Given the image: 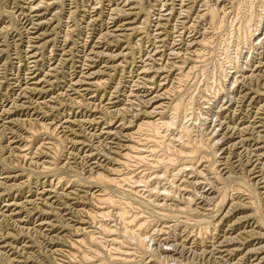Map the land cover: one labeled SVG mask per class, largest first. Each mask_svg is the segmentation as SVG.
Listing matches in <instances>:
<instances>
[{"label":"rangeland","instance_id":"rangeland-1","mask_svg":"<svg viewBox=\"0 0 264 264\" xmlns=\"http://www.w3.org/2000/svg\"><path fill=\"white\" fill-rule=\"evenodd\" d=\"M14 1H15V3H14ZM27 1H29V3ZM40 1H41V3L39 2V0H26V1L25 0H19V3L17 4L16 2H18V0H0V50H1L0 51V53H1L0 54V64H2V62L5 60L3 62V64L0 65V68H1L0 69L1 70L0 71V81H1L0 84L2 85V86L0 85V99H1L0 100V116L2 117V118L0 117V119H1L0 120V122H1V125H0V127H1L0 128L1 129L0 130V143H1L0 146L1 147L0 148L2 149V151L0 150V193L2 192L1 197H0V204H1L0 206H2V207H0V213H1L0 214V222L5 223V224H3V225H5L4 227H2V224L0 225V238H1L0 239V250H1L0 251L1 252L0 253V258H1L0 264H5V263L6 264H8V263L9 264H12V263L13 264H25V263L26 264H36V262H37V264H41V263L42 264H44V263L45 264H56V263L60 264L61 262H62V264H65V263L71 264V262L68 260L69 259L68 255L70 256L71 253L74 254L75 252H76V254L80 255L81 252L85 251L86 249L87 250L85 253H87V255H89V256L92 255L91 256L92 258L96 254L99 255L103 252L101 254L102 257L99 255L98 257L94 258V261L98 260V262H96L94 264H104V260H106V261L109 260V262L107 261L105 264H119V263L124 264L122 261L119 260V257H123V258L129 257L130 258V260H129L130 262H127V263L125 262V264H129V263L130 264H210V263L211 264H220V261L221 262L223 261L224 264H249V263L253 264V262L255 260L257 261L258 256L256 254H246V251L249 250V248L252 249L253 247L264 244V238H263L264 234H262V233H264V229H263L264 228V223H263L264 222L263 221L264 220V159L258 160V157L256 156V154L254 155V150L258 147V145L255 142V140L253 139L257 135V129L255 128L256 126L253 127V125L264 126V113H260V111H259V108H262L261 105L264 103V95L260 96L261 98L259 96H256L255 99L252 100V95L248 96L250 94H247V92L259 90L261 93H264V39L256 45L257 47L255 46L254 55H252L250 57L248 63L245 66L240 67V65L238 63L237 64L236 63H233V64L229 63L228 64V75L227 76H231V74L235 73L239 69L238 78L236 79V83L233 86H231V87L229 86L227 76H223V73L220 69V66L223 63L225 64V62H226V59H224L226 56V53L229 51L234 52V48H235L234 44H236V42L238 41L237 39H239L240 42H243L242 38L246 37V31L248 28H247V22H244V21H246L248 19V14L246 16H244L242 11L239 14V12L236 9L234 10V8H235L234 4H235L236 0H232V1L224 0V1H226V2H224V5L227 6L226 7V13H224L226 19H224V20L227 23L225 22L226 24H225V27H223V29L215 30V28L212 25V23L210 22L209 18L206 19V18L200 17L201 12H203L202 10L206 7L205 4H208L210 7L215 8L216 11L221 9L222 8L221 6H224V5L219 6V3L217 0H199L196 3L195 7L192 9V13H191L192 15L191 14L189 15V17H190L189 20H188V18H181L182 21L178 20L179 14L177 13L178 12L177 11L168 19L169 21L168 20L163 21V23H165L164 29L166 28L165 33H167L166 35L168 36V37H166L167 39L165 40V43H164V41L163 42L159 41V39L156 37V34H155V32L157 33L156 27L159 23V22H157V21H159L158 15H157V13L155 14L156 7L158 8V7L163 6L162 0H158V2H157V0H149V1L148 0L147 1L146 0H140L143 2V4H142V2L139 1L140 4H139V10H138V11H140L139 13L141 14V15L139 14V16H138L139 21H140V23H139L140 26L138 29H140V31L135 30V31L131 32V34L129 33L128 38L116 43V45L114 46L115 42H113V43L111 42L112 43L111 44L110 42L102 41L103 39L101 37H102V34L104 33V31L106 32L107 26L109 25V21L111 22L110 18H111V13H112L113 9L115 7H117L118 4H121L119 2L123 3L125 0H91V1L90 0H81L82 2L80 0H70V1L69 0H65V1L64 0L63 1L62 0H56V1L51 0L52 3L49 0H40ZM44 1H46V2H44ZM74 1L75 2L78 1V3L77 2L75 3ZM79 1H80V3H79ZM150 1L153 4H151ZM239 1L240 2L237 4L236 7H238V5L240 3H242L239 7L242 8L243 6H245V8L248 9V12L250 14H253V19L257 21L258 13H260V11H261L260 8H262L261 7V5H262L261 1L260 0H239ZM167 2H169V3L175 2L176 3L177 1L176 0H167ZM24 3L27 4V7H26V4H24ZM32 3L36 7L38 5V7L36 8L35 6L31 5ZM35 3H37V4H35ZM73 3H75V4H73ZM154 4H156V5H154ZM230 4L231 5L233 4V5L229 6ZM23 5H25V7ZM151 5H153V7ZM21 6H23V7H21ZM39 6H41V7H39ZM94 6L97 8H95ZM76 7L77 8L79 7V9H77ZM62 8H63V10H62ZM102 8L104 9V11ZM251 8H252V10H251ZM58 9H59V11H58ZM94 9H96V10H94ZM61 10L63 13H60ZM72 10H74V11H72ZM54 11H57V13L56 12L54 13ZM10 12L11 13L13 12V13L11 14ZM35 12H40V13H44V14L41 16L40 19H38L35 16ZM77 13H78V15H77ZM83 13L85 14V16ZM89 13H91V16ZM109 13H110V16H108ZM147 13H149V15ZM98 14H100V16L102 15L101 18ZM220 14L223 15L222 12H220ZM14 15H17V16H14ZM71 15H73V16H71ZM97 15H98V17H97ZM236 15H237V17H236ZM55 16H57V17H55ZM94 16L97 18H95ZM143 16H145L144 17L145 20L143 19ZM28 17H31V18H28ZM29 19H30V21H29ZM44 19H46V20L42 23V20H44ZM61 19H64V20H61ZM75 20H77V22ZM85 20H86V22H85ZM107 20H108V22H107ZM185 20H187L188 23H187V21L185 22ZM18 21H20V22H18ZM38 21L40 23H42L43 26ZM144 21H145V24H144ZM148 21H150V22H148ZM27 22H28V24H27ZM104 22H105V24H104ZM46 23H48L49 25ZM57 23L59 25H57ZM73 23H75L77 26ZM101 23L103 24V26L101 25ZM87 24H89V25H87ZM17 25H19V26H17ZM20 25L22 28L20 27ZM44 25L46 26V28ZM52 25L55 28L57 27L56 28L57 30H55V28L53 29ZM93 25H95V28ZM105 25H106V27H105ZM23 26L25 27V30H23L24 29ZM244 26H245V28H244ZM18 28L20 30L22 29L23 31L19 30L20 31L19 32L17 30ZM52 29H53V31H52ZM70 29H72V31ZM175 29H177V30H175ZM43 30L45 31L46 34H48V35H46V37H45V33ZM81 30H83V31H81ZM91 30H93L92 33H91ZM237 30H238V32H237ZM16 31H17V33H16ZM49 31H51V33H47ZM41 32L44 34L43 35L44 37L42 36L43 38L37 39V35H40L39 33H41ZM78 32L80 35L78 34ZM168 33H169V35H168ZM26 34H27V36H26ZM86 34H87V36H85ZM23 35H24V38H23ZM99 35H101V36H99ZM240 35L241 36L243 35L242 38L240 37ZM70 36H72V37H70ZM48 38H50V39H48ZM88 38H90V39H88ZM156 38H157V40H156ZM20 39H23V40H20ZM64 39H65V41H64ZM28 40H30V41H28ZM74 40L75 41L77 40L76 43ZM79 40H81V41H79ZM92 40H94L95 43ZM200 40L203 43H199ZM174 41L176 42L177 45H173ZM193 41L197 45L194 46L193 48H191L190 44ZM5 42L8 46H6V44L4 45ZM19 42H20V44H18ZM44 42L46 44H44ZM102 42L104 43V45L102 44ZM1 43H3V44H1ZM35 43H36V45H35ZM77 43H78V45H76ZM93 43H94V45H93ZM15 44L17 47L15 46ZM27 44H28V46H27ZM42 44H43V46H42ZM155 44H156V46H155ZM45 45H46V47H45ZM71 45H73V46L70 47ZM160 45H162V46H160ZM32 46H35V48L32 49ZM116 46H117V48H116ZM52 47H54V48L52 49ZM21 48L23 50L25 48H27V49H25L26 51L25 50L23 51ZM40 48L43 49L45 54L43 53V51H41ZM60 48H62L63 50ZM68 48H70V49H68ZM4 49H6V51ZM57 49H59V50H57ZM88 49H90V50H88ZM156 49L159 51V53L157 54L159 56L154 54V51ZM173 49H174V51L177 52V54L173 55ZM19 50H21V51H19ZM75 50L77 53L75 52ZM92 50H94V51H92ZM101 50L103 52H101ZM123 50H124L125 54H122V56H121V58H123V59H121L122 64H120V62H119V65L115 66L111 62L112 61L111 59H110V61H108L110 56H112L115 52L118 53L119 51H123ZM53 51L55 52V54ZM95 51L96 52L98 51L99 53L98 52L96 53ZM12 52L13 53L15 52L14 53L15 57H14V54H12ZM178 52L181 56L178 55ZM195 52H197V54H195ZM25 53L28 55L29 58L27 57V55ZM29 53H30V55H29ZM32 53H36V55L38 56V57L36 56L38 58V59L36 58L37 62H33L35 59L32 57ZM41 53H43V54H41ZM67 53H69V54H67ZM181 53H183L184 55ZM245 53H247V49L246 48L244 49L243 46L239 47L238 58L242 59V54H245ZM7 54L8 55L10 54V55L8 56ZM108 54H109V56H107ZM45 55L47 56V58ZM64 55H65V57H64ZM71 55L74 57V59ZM86 55L88 56V58H85V57H87ZM123 55H125V56H123ZM10 56L12 58H10ZM20 56H22L23 58ZM178 56H180V57H178ZM25 57L27 58L26 60H25ZM75 57H77V58H75ZM89 57H93V58L91 59ZM169 57H172V58H169ZM55 58H57V59H55ZM64 58H66L68 61ZM157 58H158V61L156 62L157 63L156 67L161 68V69L168 67V70L166 68L165 69L166 71H163V73H154V72L147 73L146 75L152 76V79H153L152 84L151 85L144 84L145 87H140L144 83V80L142 79V77H143L142 74H143V71L145 70L144 68L148 67L150 69L151 66L149 65V63L154 62V60ZM50 60H52V61H50ZM9 61H10V63H9ZM30 61H32V62L30 63ZM56 61H59L60 64H59V62H56ZM61 61H63V62H61ZM71 61L74 63H72ZM80 61H82V62H80ZM65 62H66V64H65ZM84 62H86V63H84ZM35 63L37 66L35 65ZM166 63H168L169 65L168 64L166 65ZM29 64L30 65L34 64V65L30 66ZM85 64H86V68H85ZM102 64H103V66H102ZM79 65H80V67H79ZM90 65H93L94 67L90 66ZM112 65L114 66V70L112 68L113 67ZM164 65H166V66H164ZM50 67L54 68L55 70L52 69V71H51ZM98 68H100L99 70H101V73L96 74V76L97 77L100 76L99 80L103 79L102 80L103 84L100 86L93 87L91 89V91H89V92H87V91H83L81 93L74 92V88L76 90L77 85H75V87H74L73 81L76 80L75 83L78 80H84L85 81L86 80L85 76L89 74V71L91 73V71H96ZM103 68L105 69V71ZM5 69L7 72L5 71ZM57 69L62 70V71L58 72ZM251 70H255V74L259 75V76H257V78L260 79L258 82L250 83L247 81V76H244L247 71H251ZM108 71L110 72L111 75L108 73ZM64 72H65V74L66 73H68V74L65 76ZM102 72H103V74H102ZM49 73H51V75ZM80 73H81V75H80ZM4 74H6V77L7 76H9V77H7V79H6ZM53 74H55V75H53ZM25 76H27L26 79H25ZM30 76H32V77L36 76L37 78H39L41 80L40 84L37 86H34L32 84V82H33V80L31 79L32 77H30ZM79 77H81V79H79ZM9 78H11V79H9ZM4 79H5V81H4ZM18 80H20V81H18ZM45 80H48V81H45ZM95 80L96 79H94V81ZM6 81H9V83H7ZM97 81H98V79H97ZM10 82L14 83V85ZM48 82H49V84H48ZM50 82H51V84H50ZM104 82H106V83H104ZM43 83H44V85H43ZM160 84L162 85L161 87L166 85V87L164 89H172V93L170 95L171 100L166 99V98L162 99V102L169 104V106H168V108H166L165 112L162 111V114L164 116L167 114L169 117L177 116V119L175 120L176 124H174L176 131L172 127H171V129L174 132H176L177 135L182 132L183 141L181 139H179L178 137H176V140L174 141L173 144L179 148L180 146H182L184 144L186 145L189 142H191L192 145H200L204 148V149L202 148L201 150L197 151V153L194 154V156H192L190 158H185V157L180 158V159L177 158L178 159L177 162L175 164H172V165H168L166 163L167 160L165 159V157L169 156V154L166 150H164L162 145H160V147H157L158 154L152 153V150H156V148H155L156 146H155L154 142H152L151 140H146L147 131L142 129V127H145L142 124V121L144 118H142V120H139V118H141L142 115H144L145 111L147 110V108H146V103H147L146 97H144V96H148V94H146V92L149 91V89H147V87L153 86V88H157ZM16 85H18V86H16ZM39 86H40V88H42V87L46 88V92L45 91L40 92L38 90V89H40ZM71 86H72V88L70 89ZM30 88H31V90H30ZM33 89H34V91H33ZM65 89H67L66 94H65ZM1 90H2V92H1ZM6 91L7 92L10 91L11 93H9V92L7 93ZM19 91H20L21 95H20ZM35 91H37V92H35ZM162 91H160V92H162ZM222 91H226V93H228L230 99L223 106V108L222 107L219 108L218 103L216 106L213 103L211 104L210 102L211 101L217 102L216 99H219V101L223 100V98L220 95ZM3 92L5 93L6 96L4 95ZM13 92H14V94H13ZM29 94H31V95H29ZM154 94H157V93H153V95ZM24 95H26V97ZM12 96L15 98H13ZM55 96H57V97H55ZM61 96L63 99L61 98ZM68 96H70L72 98L69 100ZM83 96L84 97L86 96L85 100H84ZM100 96H101V98H100ZM11 98H12V100H11ZM43 98H44V100L49 98V100H47L48 102H46V101L43 102ZM55 98H57L56 101H55ZM65 98H67L69 101L66 100ZM77 99L79 101H76ZM13 100H14V102H13ZM110 100H111V102H110ZM66 101L68 103H66ZM98 101L99 102L101 101V102L99 103ZM112 101L114 104L117 103L116 104L117 106L112 104ZM33 102H34V104H32ZM62 102L65 103V105H63ZM105 102H107V103H105ZM24 103H26V104H24ZM45 103H48V104H45ZM82 103L83 104L85 103V104L82 105ZM101 104L104 106H102ZM180 104L184 107V109L182 108L183 110L181 109V111H179V109H178V106ZM22 105H24V106H22ZM18 106H20V107H18ZM94 106H96V108L97 107H101V108L96 109ZM209 106H210V109H209ZM39 107H42V108L40 109ZM107 107H108V109H107ZM6 108H8V109H6ZM15 108H17V109H15ZM12 109L14 112L12 111ZM45 109H47V110H45ZM112 109H114V110H112ZM39 110H42V111H39ZM150 110H153V109H150ZM8 111H9V113H8ZM210 111H212L211 116L213 118H215L216 120H224L226 122V124H224L225 128H222L219 132V135L216 137H213V130L210 128H206V126L204 125V122H205L204 118L208 114V112H210ZM4 112H5V114H4ZM62 112H63V114H61ZM25 113H27V114L25 115ZM117 113H118V115H117ZM138 113H140V114H138ZM47 114H48V116H47ZM119 114L120 115L123 114L124 117L120 116ZM93 115L95 116L94 118H96L97 120L96 119L94 120ZM15 117H17L18 119ZM26 117H29L31 120L29 118H26ZM38 117L40 118V121H39ZM49 117H50V120H49ZM11 118H13V119H11ZM82 118L85 121H83ZM14 119H15V121H12ZM91 119H93L95 122L92 121ZM112 119L114 120V122H111V121H113ZM4 120H6L7 122ZM52 120H53V122H52ZM59 120L62 122L60 123ZM76 120H78V121H76ZM38 121L40 123H38ZM89 121H90V123H89ZM31 122H33V123L35 122V124H33ZM46 122H47V124H46ZM119 122H121V123H119ZM123 122H124L125 128L130 126V125H132V127L136 126L135 128H133L131 130L127 129L128 130L126 132L127 137L123 136V134H125L123 132H125V131L120 132V134L119 133L117 134V132L115 133L116 135L114 134V129H115L114 127H116L118 124H123ZM59 123L61 125H59ZM2 124H4V126H6V127H4L6 129L5 131H4V128H2L3 127ZM31 124L34 126H32ZM40 124H41V126H40ZM57 124H58V126H56ZM79 124H80V126H79ZM104 124H105V126H104ZM11 125H12V127H11ZM28 125H30L31 127H29ZM63 126H65V127H63ZM41 127H43V128H41ZM53 127L56 128V130L59 132V134H61L63 132V135L68 140H64L65 137L62 134L60 136H58L59 134L57 133L58 135L55 136L56 133H54L55 129H53ZM79 127L80 128L82 127V128L80 129ZM226 127H228V128L229 127H231V128L232 127H240L241 129H244V130H247L248 128L249 129L254 128L256 130V132L249 137L248 133H244L242 135L232 133L231 129H230V131H228L226 129ZM27 128H28V130L30 129L31 131L29 130V132H28ZM45 129L46 130L49 129V130L46 131ZM50 129L51 130L53 129L52 130L53 132ZM103 129H105V130H103ZM11 130H13V131L16 130L17 132L15 131V133H13V131H11ZM64 130H66V131H64ZM94 130H97L99 133L100 132L101 133L99 134L96 131L95 132L96 134H95ZM110 131L113 132V134L112 133L111 134L106 133V132H110ZM163 131H164L163 132L164 134L165 133L167 134V136L164 140H165V143L168 144L169 142H171L170 137L171 136L175 137V135L169 134L172 132L169 131L168 129L163 130ZM89 132H91L92 134ZM16 133H19L20 136H18ZM65 133H66V135H65ZM68 133L70 135H68ZM86 133L89 135L91 134V136L86 135ZM104 133H106V134H104ZM79 134H81V135H79ZM92 135H93V137H92ZM104 135L106 136L105 138H104ZM15 136H17V137H15ZM61 136L64 139H62ZM67 137H69V138H67ZM122 138H123V140H122ZM70 139H72V140L70 141ZM103 139H105V140H103ZM77 140L83 141V143H85L87 141L88 142L85 143V145H83L82 142L79 143V141L77 142ZM115 141L119 144L114 143ZM72 142H75V144H73ZM76 142H77V144H76ZM93 143H95V144H93ZM105 143H106L108 149L106 148V145H104ZM126 143H127L128 148H130L128 145L131 144V145H134L136 148L141 147L144 150L150 151V152H148V153H150L149 157L142 163L136 162L134 157H133L135 155L132 153H130L131 155L129 158H127L128 154H126L125 158L123 159L120 152H121V149L126 146L125 145ZM80 144H81V146H83V147L85 146V147L84 148L81 147ZM7 145H8V147H7ZM255 145H256V147H255ZM49 146H51V147H49ZM121 146H122V148H121ZM5 147L7 149L3 150V149H5ZM48 147L51 149H47ZM19 148L23 149V150L21 151ZM95 148H96L97 152L95 151ZM102 149H105V150L102 151ZM70 150L72 152H70ZM109 150H111V151H109ZM10 151L13 152V154ZM42 151L45 154H43ZM90 151H91V153H90ZM104 151H107V154ZM73 152L75 153V155L72 154ZM93 152H94V156L92 155ZM102 152L105 154H103ZM126 152H128V150H125V153ZM19 153H20V155H19L20 157L17 155ZM95 153H97V154L95 155ZM101 153H102V155H101ZM26 154H27V156H26ZM89 154H91L92 156ZM9 155H10V157H9ZM24 155H25V157H24ZM108 155H109V157H108ZM102 156H103V159H102ZM13 157H14V159H13ZM82 157H84V158H82ZM9 159H10V161H9ZM66 159H67V161H66ZM74 159H76L77 161ZM82 159L83 160L85 159V160L83 161ZM116 159H117V162L115 161ZM119 159H122L123 160L122 162H124V165H121V167H119L120 162H119V164H117ZM16 160H17V162H16ZM33 161L35 162V164L33 163ZM37 161H38V163H37ZM71 161H74V162H71ZM97 161L100 164L102 163V165L104 164L103 166L106 165L104 167L105 169L101 165H98L97 163H95ZM148 161L151 163H149ZM18 162H20L19 164H21L23 167L20 165H17ZM39 162H42L43 164L39 163ZM13 163L15 166L13 165ZM24 163H27L28 165L25 164V166H27V167L29 166V167L28 168L26 167V169H25ZM89 163H91V164H89ZM37 164H40V165L38 166ZM64 165L65 166L67 165L69 168H71V167H73V168L68 169ZM112 165L115 166L116 169L118 170V174H120L118 176V178L121 179L120 181L122 184H118L119 185L117 187V188H119L118 190L117 189H111V191H113V192L108 190V192H106V193L109 194L111 192L110 196L111 195H112V197L114 196L113 199L116 201V203L119 204L120 207L123 206L122 208H120L118 206V204L116 205V207H113V205H109V206L106 205L103 208V206L100 207L97 204L98 202L94 201L95 197L93 196L94 195L93 192H95V190L97 189L98 186H96V184L91 182V177L94 175H97V174H105V173L108 174L107 169L109 167H111ZM253 165H255V166H253ZM18 166H20V167L18 168ZM36 166H38L39 168ZM46 166H47V168H49L48 169L49 171L47 170V168H45ZM92 166H93V168L90 169V167H92ZM143 166H145V167L143 168ZM149 166L152 169L151 168L149 169L148 168ZM30 167L31 168L33 167V168L31 169ZM95 168L97 169L96 171H95ZM77 169L79 170L78 171L79 173L77 172ZM22 170H24V171L22 172ZM32 170L35 173H33ZM91 170H93L94 172L93 171L92 172L95 174H92ZM84 171H86V172H84ZM38 172H40V173L38 174ZM97 172H99V173H97ZM17 174H18V176H16ZM48 174L50 175V177ZM12 175L13 176L15 175V176L12 177ZM83 176H85V178ZM87 176L88 177L90 176L89 179L87 178ZM125 177L128 178V180H129L128 183H126V181L122 180V179H125ZM29 180H30V182H29ZM51 180H53V181H51ZM132 180L133 181L136 180V181L133 182ZM1 181L2 182L4 181V182L1 183ZM120 181H119V183H120ZM51 182H53V183H51ZM7 183H9V185ZM10 183H13V185H11ZM23 183L24 184L26 183V185H24ZM21 184L23 185V187L21 186ZM7 185L9 186L8 188H7ZM90 185H92V186L90 187ZM50 186L55 188L56 191H58L59 193H61L60 194L61 196H59L58 198H56L54 196V193H51L49 195V196L55 197L53 199L54 202H52V204H51V202L46 201V197L48 195L44 192V190H46V188H50ZM12 187L13 188L16 187L15 190L10 189ZM42 190H43V192H42ZM5 191H6V194H5ZM37 191L38 192L40 191V192L38 193ZM36 192L38 195L36 194ZM28 193H29V195H28ZM63 193H64V195L62 196ZM69 193H72V194H69ZM73 193L75 194V196ZM26 194L29 196V199H31V201L33 198H36V199H33V205H32V202L28 203L27 205L24 204L20 209V211L21 210H23V211L20 213L18 212V214H12L10 210H7V208L5 210V205L9 202H13V200L16 197H19V198H16L14 200L16 202L17 201L18 202L25 201ZM67 194H68V196H67ZM40 195H41V197H40ZM77 195L80 197H78ZM28 196H26V197H28ZM67 197L70 199H67ZM73 197L75 199L81 198V199H79L81 201H79L78 199L75 200ZM6 198H7V200H6ZM85 198H86V200H84ZM125 198H126V200H124ZM61 199H63L64 201L63 200L61 201ZM89 200H91V202ZM34 201H35V203H34ZM38 201H41V202L37 203ZM65 201H66V203H65ZM72 201H73V203H72ZM87 203H89V204H87ZM122 203L124 205H122ZM127 203H129V204H127ZM38 204H39V207H37ZM67 204H69V205L67 206ZM130 204L132 205V207ZM233 204L236 206L239 205L238 207L241 206L240 209L238 207L233 208V206H234ZM33 206H35V207H33ZM75 206H76V208H75ZM229 206L230 207L232 206V207L230 208ZM28 207L30 210L28 209ZM53 207L54 208L56 207L57 210H53L54 209ZM117 207H119L120 210ZM130 207H131V209H130ZM252 207H254V208H252ZM50 208H53V209H50ZM78 208L80 209V211L79 210L77 211ZM107 208L109 211L107 210ZM232 208L235 209L236 211L233 210ZM237 208H238V210H237ZM255 208L257 209L258 215L260 212H261L260 215L262 214V217L260 216L259 219H258L257 215H256V219L253 217L254 215H252ZM49 209L51 211H49ZM140 209H142V210H140ZM256 209H255V211H256ZM259 209H260V212H259ZM134 210H135V212H134ZM1 211L4 213H2ZM17 211H18V209H17ZM34 211H35V213H34ZM43 211H45L46 213ZM71 211H73V212H71ZM74 211H77L79 213H77V212L75 213ZM82 211H83V214H82ZM86 211H87V213L92 212V213H90L92 215H95V214H93V212L94 213L96 212L95 217H97V218H94L95 220L91 221L89 219ZM121 211H123L124 214H122ZM48 212H49V214H48ZM230 212H233V213L231 214ZM8 213H10V214H8ZM63 213H65V214H63ZM99 213L103 214V217ZM132 213H135L137 216H134L135 214L132 215ZM119 214H122V216H121L122 219H123V215L125 216L123 221H121V217L119 216ZM223 214H225L227 217H225V215H223ZM250 215H252V217ZM105 216H107V217H105ZM242 216H244V217L247 216L246 217L247 220L242 218ZM17 217H18V219H17ZM70 217H72V218H70ZM82 217L86 221V223L82 222V221H84L82 219ZM136 217H138V218H136ZM223 218L225 220H223ZM4 219H5V221H4ZM11 219L16 221V222L12 221ZM68 219H70V221ZM71 219H73V220H71ZM260 219H261V222L260 221L258 222L257 220H260ZM238 220H242V221L238 222ZM255 220L258 222V224H257V222H255ZM11 221H12V223H11ZM56 221H58V222L61 221V222L58 223ZM246 221H247V223H246ZM44 222H46V223H44ZM62 222L63 223L66 222V223L63 224ZM70 222H71V224H69ZM126 222H128L129 224ZM83 223L87 224V225H84ZM102 223H104V224L106 223V224L103 225ZM46 224H48V225H46ZM65 225H67V226L70 225L71 227L72 226H74V227L70 228V226H69L68 230H67V226H65ZM21 226H23V227H21ZM80 226L82 229L80 228ZM231 226H234L235 228L231 229ZM51 227H53V228H51ZM227 227H229V229ZM15 228L16 229L18 228V229L16 230ZM20 228L21 229L26 228L25 231L27 233L23 232L24 230L22 231ZM48 228L49 229L51 228V229L49 230ZM75 228H77V229L75 230ZM83 228L89 230V232L85 229L83 230ZM103 228H107V229H103ZM109 228L110 229L112 228V229L110 230ZM253 228L257 229V230H254ZM80 229H81V232H80ZM102 229L105 230V232L102 231ZM236 229H237V231H235ZM249 229H251V231ZM29 230H30V232H29ZM129 230H130V232H129ZM243 230H246V231H243ZM19 231H20V233L18 234ZM32 231H33V233H31ZM77 231H79L81 234H78L79 232L75 233ZM83 231H85V232L87 231L88 233L87 232L85 233ZM106 231H108V232H106ZM127 231H128V233H127ZM223 231H225V232H223ZM261 231H263V232L260 233ZM68 232H70V233H68ZM73 232H74V234H73ZM131 232H134V233L132 234ZM226 232L228 234H233V235H235L239 232H241L242 234L244 233L246 236H248L247 234L250 235V233H251V235L252 234L255 235V233L256 234L258 233L260 235H259V237H257L258 239L257 238H255L254 240L252 239V240H250V242L245 240L244 242H245L246 246H243V245H245L244 242H243V245H242V242L239 243V244H241L240 248L242 247V250H243V251L241 250L242 252H237V253H233V254L220 253V251L215 250V248L217 247V245H219L220 241L222 240L221 238L224 236V234H226ZM29 233H31V234H29ZM56 233H57V235H56ZM108 233H110V234L108 235ZM111 233H112V235H111ZM26 234H28V235H26ZM63 234L66 236H64ZM31 235H34V236L36 235L37 237L31 236ZM90 235H92V236L94 235L93 237L96 238V241L94 238V241L91 243L92 237ZM132 235L134 236V238L132 237ZM136 235H137V237H135ZM4 236H6V237L4 238ZM14 236H18V237L15 238ZM56 236L59 238H57ZM70 236H72L71 237L72 239L70 238ZM138 236H140V237H138ZM39 237H40V240H39ZM141 237L142 238L148 237V238H146L147 240H145V239H141ZM21 238H23V239H21ZM28 238H31V240L30 239L28 240ZM36 238L39 241L38 240H37V242L34 241V240H36ZM49 238H50V240H49ZM110 238L112 241L108 240ZM113 238H115V239H113ZM139 238H140V240L143 241V243L139 240ZM51 239H52V241H51ZM69 239H70V241H68ZM116 239H118L119 241L118 240L116 241ZM64 240H65V242H64ZM99 240H101V241H99ZM122 240H124V241H122ZM151 240H153L152 241L153 243L151 242ZM33 241H34V243H33ZM256 241H258V242H256ZM99 242H101L102 244ZM146 242L147 243L149 242V243L147 244ZM150 242H151V245H150ZM40 243H41V245H37ZM103 243H105V244H103ZM1 244H2V246H1ZM3 244L5 245L4 247H3ZM71 244H72V247H75V248L72 249ZM74 244H75V246H74ZM82 244H84V246ZM141 244H143V247H145V248H143ZM14 245H15V247H14ZM85 245L87 246V248L85 247ZM122 245H124V246H122ZM127 245H129V246H127ZM111 246H113V247H111ZM148 246H149V248H148ZM78 247H81V248L84 247L85 249L83 248L82 249L83 251H82V250H80L81 248L77 249ZM98 247H100V248H98ZM114 247H115V249H113ZM117 247L120 248L121 251H119V249H117ZM134 247H136V249H138V251H136V249ZM150 247H151V249H150ZM4 248H6V249H4ZM35 248H36V250H35ZM41 248H43V249H41ZM56 248L59 250L61 249V251L56 252ZM39 249L42 251H40ZM54 249H55V251H54ZM70 249H71V252H69ZM76 249L78 251L73 252ZM110 249H112V251H114V253ZM27 250L30 252L31 256L29 255V252ZM46 250H47L48 256L46 253H45L46 255H44V253H43V251L46 252ZM101 250H102V252H101ZM109 250H110V252H109ZM126 250L128 252H131L134 250L135 253H132V252L126 253L127 252ZM2 251H4V252H2ZM62 251H65L64 257L62 255H60V252H62ZM107 252H109V253H107ZM6 253H7V255H6ZM24 253H25V255H23ZM115 253H117V254H115ZM119 253H122V254L119 255ZM145 254L147 256H145ZM218 254H220V255H218ZM142 255H144V258ZM212 255L217 257L216 258L217 260L213 259ZM222 255H224V256H222ZM242 255H244V256H242ZM4 256L6 257L5 258L6 260L4 259ZM111 256L114 258L111 259L112 258ZM116 256L118 258H116ZM20 257H21V261L19 260ZM35 257L36 258L38 257L37 258L38 260H41V259L43 260V258L45 260L38 261ZM249 257H251V258L249 259ZM55 258H56V261H59V262H55ZM100 258H102V259H100ZM108 258H110V259H108ZM139 258L140 259L143 258L142 260H144V261H142V260L139 261ZM226 258H227L228 263L225 261ZM238 258H240V259H238ZM253 258H255V259L253 260ZM35 259L37 261H35ZM145 259L148 261L150 260V261L147 262ZM134 260H136V261H134ZM238 260H239V262H237ZM80 261L75 260L74 263L75 264H77V263L81 264ZM91 261H93V260H91ZM100 261L103 263H101ZM212 261H215V262H212ZM216 261H218V262H216ZM234 261H236V262L234 263ZM134 262H136V263H134ZM139 262H141V263H139ZM91 264H93V263H91ZM262 264H264V263H262Z\"/></svg>","mask_w":264,"mask_h":264},{"label":"bare ground","instance_id":"bare-ground-1","mask_svg":"<svg viewBox=\"0 0 264 264\" xmlns=\"http://www.w3.org/2000/svg\"><path fill=\"white\" fill-rule=\"evenodd\" d=\"M26 1V0H25ZM49 1H51V0H49ZM48 1V2H49ZM56 1V0H55ZM63 1V0H62ZM65 1V0H64ZM70 1V0H69ZM68 1V2H69ZM81 1V0H80ZM80 1H79V3H80ZM91 1V0H90ZM139 1L140 0H125L123 3L122 2H119V3H121V4H118L117 5V7H115L114 9H113V11H112V13H111V18H110V20H111V22L109 21V25L107 26V29H106V32L104 31V33L102 34V41H107V42H115V44H114V46L116 45V43H118V42H120V41H122V40H124V39H126V38H128L129 37V33L131 34V32H133V31H137V30H139L140 31V29H138L139 28V23H140V21H139V12L140 11H138L139 10ZM147 1V0H146ZM149 1V0H148ZM177 2L175 3V2H172V3H169V2H167V0H162V4H163V6H161V7H156V12H155V14L157 13V15H158V20L159 21H157V22H159L158 23V25H157V33L155 32V34H156V37L159 39V41H164V43H165V40L167 39L166 37H168L166 34L167 33H165V29H164V27H165V23H163V21H165V20H168L175 12H177L178 14H179V19L178 20H180V21H182L181 20V18H188V20H189V15L192 13V9L195 7V5H196V3L199 1V0H176ZM218 1V3H219V6L220 5H224V2H226V1H232V0H226V1H224V0H217ZM261 1V7L262 8H260L261 9V11H260V13H258V18H257V21L256 20H254L253 19V14H250L249 12H248V9H246L245 8V6H243L242 8L241 7H239L242 3H240L239 5H238V7H236L237 6V4L240 2L239 0H236V2H235V4H234V6H235V8H234V10L236 9L238 12H239V14H240V12L242 11V13H243V15L244 16H246L247 14H248V19L246 20V21H244V22H247V31H246V37L245 38H242V36L240 35V37L242 38V41L243 42H240V40L239 39H237L238 41L236 42V44H234V46H235V48H234V52H227L226 53V56H225V58L224 59H226V62H225V64L223 63L221 66H220V69H221V71H222V73H223V76H227L228 75V64L230 63V64H233V63H238L239 65H240V67H243V66H245L247 63H248V61H249V59H250V57L252 56V55H254V50H255V46L259 43V42H261L263 39H264V0H260ZM28 3H29V1H27ZM33 2V1H32ZM39 2L41 3V1L39 0ZM38 2V3H39ZM44 2H46V1H44ZM60 2V1H59ZM75 2V1H74ZM77 3H78V1H76ZM75 2V3H76ZM82 2V1H81ZM140 2H142V1H140ZM151 2V1H150ZM157 2H158V0H157ZM252 2V1H251ZM14 3H15V1H14ZM17 4L19 3V0H18V2H16ZM22 3V2H21ZM51 3H52V1H51ZM71 3V2H70ZM75 3H73V4H75ZM230 3V2H229ZM232 3V2H231ZM24 4H26V3H24ZM35 4H37V3H35ZM43 4V3H42ZM60 4V3H59ZM142 4H143V2H142ZM151 4H153L152 2H151ZM213 4V3H212ZM244 4V3H243ZM253 4V3H252ZM13 5V4H12ZM21 5V4H20ZM31 5H33V3L31 4ZM41 5V4H40ZM80 5V4H79ZM78 5V6H79ZM87 5V4H86ZM89 5V4H88ZM109 5V4H108ZM154 5H156V4H154ZM206 5V7L202 10L203 12H201V16L200 17H202V18H209L210 19V22L212 23V25L214 26V28H215V30H221V29H223V27H225V24L227 23L224 19H226L225 18V14L224 13H226V7L227 6H221L220 8L221 9H219V10H215V8H212V7H210L208 4H205ZM233 5V4H232ZM231 4L229 5V6H232ZM15 6V5H14ZM24 7H25V5H23ZM23 6H21V7H23ZM33 6H35V5H33ZM32 6V7H33ZM48 6V5H47ZM111 6V5H110ZM141 6V5H140ZM152 7H153V5H151ZM255 6V5H254ZM12 7V6H11ZM16 7V6H15ZM26 7H27V4H26ZM36 7V6H35ZM34 7V8H35ZM37 7H38V5H37ZM36 7V8H37ZM39 7H41V6H39ZM95 7V6H94ZM114 7V6H113ZM214 7V6H213ZM43 8V7H42ZM48 8V7H47ZM54 8V7H53ZM71 8V7H70ZM77 8V7H76ZM81 8V7H80ZM84 8V7H83ZM82 8V9H83ZM95 8H97V7H95ZM141 8V7H140ZM238 8V9H237ZM13 9V8H12ZM16 9V8H15ZM14 9V10H15ZM32 9V8H31ZM51 9V8H50ZM57 9V8H56ZM77 9H79V7L77 8ZM89 9V8H88ZM103 9V8H102ZM142 9V8H141ZM140 9V10H141ZM146 9V8H145ZM218 9V8H217ZM23 10V9H22ZM29 10V9H28ZM34 10V9H33ZM48 10V9H47ZM53 10V9H52ZM62 10H63V8H62ZM62 10H61V12L60 13H63L62 12ZM75 10V9H74ZM74 10H72V11H74ZM85 10V9H84ZM93 10V9H92ZM94 10H96V9H94ZM107 10V9H106ZM152 10V9H151ZM251 10H252V8H251ZM11 11V10H10ZM16 11V10H15ZM42 11V10H41ZM58 11H59V9H58ZM103 11H104V9H103ZM102 11V12H103ZM14 12V11H13ZM12 12V13H13ZM20 12V11H19ZM18 12V13H19ZM26 12V11H25ZM49 12V11H48ZM57 13V11H54V13ZM68 12V11H67ZM91 12V11H90ZM101 12V13H102ZM220 12H222V14L223 15H221L220 14ZM248 12V13H247ZM253 12V11H252ZM11 13V12H10ZM9 13V14H10ZM11 13V14H12ZM17 13V14H18ZM21 13V12H20ZM23 13V12H22ZM59 13V14H60ZM80 13V12H79ZM82 13V12H81ZM99 13V12H98ZM100 13V14H101ZM105 13V12H104ZM107 13V12H106ZM237 13V12H236ZM15 14V13H14ZM44 13H40V12H35V16L38 18V19H40L41 18V16L43 15ZM84 14V13H83ZM90 14V16H91V13H89ZM100 14H98L99 16H100ZM148 15H149V13H147ZM238 14V13H237ZM238 14V15H239ZM27 15V14H26ZM29 15V14H28ZM33 15V14H32ZM46 15V14H45ZM52 15V14H51ZM55 15V14H54ZM58 15V14H57ZM77 15H78V13H77ZM98 15H97V17H98ZM141 15V14H140ZM145 15V14H144ZM192 15V14H191ZM198 15V14H197ZM11 16V15H10ZM14 16H17V15H14ZM69 16V15H68ZM71 16H73V15H71ZM84 16H85V14H84ZM102 16V15H101ZM101 16H100V18H101ZM108 16H110V13H109V15ZM146 16V15H145ZM145 16H143V19H144V17ZM155 16V15H154ZM13 17V16H12ZM53 17V16H52ZM55 17H57V16H55ZM54 17V18H55ZM78 17V16H77ZM95 17V16H94ZM97 17H95V18H97ZM148 17V16H147ZM236 17H237V15H236ZM235 17V18H236ZM16 18V17H15ZM14 18V19H15ZM28 18H31V17H28ZM36 18V19H37ZM66 18V17H65ZM69 18V17H68ZM72 18V17H71ZM109 18V17H108ZM155 18V17H154ZM242 18V17H241ZM35 19V18H34ZM91 19V18H90ZM208 19V20H209ZM16 20V19H15ZM20 20V19H19ZM46 19H44V20H42V23L45 21ZM61 20H64V19H61ZM78 20V19H77ZM77 20H75L76 22H77ZM82 20V19H81ZM84 20V19H83ZM94 20V19H93ZM97 20V19H96ZM103 20V19H102ZM145 20V19H144ZM148 20V19H147ZM240 20V19H239ZM24 21V20H23ZM29 21H30V19H29ZM49 21V20H48ZM54 21V20H53ZM67 21V20H66ZM169 21V20H168ZM187 20H185V22H186ZM255 21V22H254ZM18 22H20V21H18ZM33 22V21H32ZM39 22V21H38ZM73 22V21H72ZM75 22V23H76ZM80 22V21H79ZM85 22H86V20H85ZM89 22V21H88ZM100 22V21H99ZM107 22H108V20H107ZM147 22V21H146ZM148 22H150V21H148ZM184 22V21H183ZM226 22V23H225ZM40 23V22H39ZM42 23H40L41 25H42ZM51 23V22H50ZM66 23V22H65ZM68 23V22H67ZM75 23H73V24H75ZM81 23V22H80ZM142 23V22H141ZM167 23V22H166ZM179 23V22H178ZM187 23H188V21H187ZM21 24V23H20ZM27 24H28V22H27ZM46 24H48V23H46ZM45 24V25H46ZM79 24V23H78ZM104 24H105V22H104ZM144 24H145V21H144ZM169 24V23H168ZM185 24V23H184ZM243 24V23H242ZM245 24V23H244ZM24 25V24H23ZM26 25V24H25ZM44 25V26H45ZM49 25V24H48ZM57 25H59L58 23H57ZM68 25V24H67ZM76 25V24H75ZM86 25V24H85ZM87 25H89V24H87ZM101 25L103 26V24L101 23ZM143 25V24H142ZM141 25V26H142ZM175 25V24H174ZM188 25V24H187ZM17 26H19V25H17ZM32 26V25H31ZM34 26V25H33ZM43 26V25H42ZM77 26V25H76ZM94 26V28H95V25H93ZM147 26V25H146ZM145 26V27H146ZM168 26V25H167ZM172 26V25H171ZM193 26V25H192ZM212 26V27H213ZM20 27H21V25H20ZM24 27V26H23ZM39 27V26H38ZM52 27H53V25H52ZM105 27H106V25H105ZM143 27V26H142ZM184 27V26H183ZM187 27V26H186ZM22 28V27H21ZM27 28V27H26ZM45 28H46V26H45ZM55 27H53V29H54ZM57 28V27H56ZM55 28V30H57ZM80 28V27H79ZM91 28V27H90ZM147 28V27H146ZM145 28V29H146ZM169 28V27H168ZM175 28V27H174ZM190 28V27H189ZM244 28H245V26H244ZM48 29V28H47ZM53 29H52V31H53ZM69 29V28H68ZM89 29V28H88ZM93 29V28H92ZM102 29V28H101ZM18 31L20 30L19 28L17 29ZM22 30V29H21ZM20 30V31H21ZM23 30H25V27H24V29ZM22 30V31H23ZM51 30V29H50ZM71 31H72V29H70ZM69 30V31H70ZM99 30V29H98ZM175 30H177V29H175ZM19 31V32H20ZM28 31V30H27ZM44 31V30H43ZM42 31V32H43ZM66 31V30H65ZM81 31H83V30H81ZM92 31L93 30H91V33H92ZM183 31V30H182ZM5 32V31H4ZM18 32V33H19ZM39 33L40 35H37V39H40V38H43L44 36V34L43 33ZM68 32V31H67ZM89 32V31H88ZM147 32V31H146ZM237 32H238V30H237ZM16 33H17V31H16ZM23 33V32H22ZM34 33V32H33ZM44 33H45V31H44ZM47 33H51V31H49V32H47ZM56 33V32H55ZM65 33V32H64ZM69 33V32H68ZM71 33V32H70ZM24 34V33H23ZM57 34V33H56ZM62 34V33H61ZM60 34V35H61ZM67 34V33H66ZM78 34H79V32H78ZM243 34V33H242ZM12 35V34H11ZM16 35V34H15ZM18 35V34H17ZM46 35H48V34H46L45 33V37H46ZM80 35V34H79ZM91 35V34H90ZM94 35V34H93ZM148 35V34H147ZM146 35V36H147ZM168 35H169V33H168ZM237 35V34H236ZM245 35V34H244ZM22 36V35H21ZM26 36H27V34H26ZM31 36V35H30ZM29 36V37H30ZM43 36V37H42ZM56 36V35H55ZM54 36V37H55ZM85 36H87V34L85 35ZM89 36V35H88ZM99 36H101V35H99ZM131 36V35H130ZM144 36V35H143ZM150 36V35H149ZM154 36V35H153ZM12 37V36H11ZM20 37V36H19ZM70 37H72V36H70ZM232 37V36H231ZM239 37V38H240ZM18 38V37H17ZM23 38H24V35H23ZM36 38V37H35ZM81 38V37H80ZM86 38V37H85ZM157 38H156V40H157ZM240 38V39H241ZM48 39H50V38H48ZM52 39V38H51ZM57 39V38H56ZM62 39V38H61ZM88 39H90V38H88ZM231 39V38H230ZM15 40V39H14ZM20 40H23V39H20ZM36 40V39H35ZM55 40V39H54ZM98 40V39H97ZM101 40V39H100ZM28 41H30V40H28ZM64 41H65V39H64ZM75 41V40H74ZM77 41V40H76ZM76 41H75V43H76ZM79 41H81V40H79ZM90 41V40H89ZM93 42H94V40H92ZM231 41V40H230ZM236 41V40H235ZM17 42V41H16ZM55 42V41H54ZM88 42V41H87ZM232 42V41H231ZM43 43V42H42ZM65 43V42H64ZM67 43V42H66ZM74 43V44H75ZM79 43V42H78ZM78 43L76 44V45H78ZM95 43V42H94ZM94 43H93V45H94ZM99 43V42H98ZM111 43V44H112ZM199 43H203L201 40L199 41ZM235 43V42H234ZM1 44H3V43H1ZM6 44V42L4 43V45ZM11 44V43H10ZM9 44V45H10ZM18 44H20V42L18 43ZM44 44H46L45 42H44ZM54 44V43H53ZM52 44V45H53ZM59 44V43H58ZM81 44V43H80ZM102 44L104 45V43L102 42ZM230 44V43H229ZM232 44V43H231ZM32 45V44H31ZM35 45H36V43H35ZM56 45V44H55ZM96 45V44H95ZM100 45V44H99ZM173 45H177L176 44V42L174 41L173 42ZM197 44H195V42L193 41L191 44H190V46H191V48H193L194 46H196ZM6 46H8L7 44H6ZM15 46H16V44H15ZM27 46H28V44H27ZM41 46V45H40ZM42 46H43V44H42ZM54 46V45H53ZM64 46V45H63ZM73 45H71L70 47H72ZM88 46V45H87ZM92 46V45H91ZM108 46V45H107ZM113 46V47H114ZM120 46V45H119ZM155 46H156V44H155ZM160 46H162V45H160ZM241 46H243L244 47V49L246 48L247 49V53H245V54H242V59H239L238 58V49H239V47H241ZM17 47V46H16ZM19 47V46H18ZM38 47V46H37ZM45 47H46V45H45ZM44 47V48H45ZM67 47V46H66ZM69 47V46H68ZM257 47V46H256ZM9 48V47H8ZM11 48V47H10ZM28 48V47H27ZM27 48H25V49H27ZM33 48H35V46H32V49ZM54 47H52V49H53ZM78 48V47H77ZM89 48V47H88ZM116 48H117V46H116ZM190 48V49H191ZM15 49V48H14ZM22 49V48H21ZM24 49V50H25ZM30 49V48H29ZM31 49V50H32ZM41 49V48H40ZM60 49H62V48H60ZM68 49H70V48H68ZM83 49V48H82ZM85 49V48H84ZM91 49V48H90ZM90 49H88V50H90ZM96 49V48H95ZM106 49V48H105ZM5 51H6V49H4ZM9 50V49H8ZM17 50V49H16ZM23 50V49H22ZM23 50V51H24ZM57 50H59V49H57ZM63 50V49H62ZM118 50V49H117ZM253 50V51H252ZM1 51V50H0ZM3 51V50H2ZM19 51H21V50H19ZM26 51V50H25ZM38 51V50H37ZM41 51H43V49H41ZM92 51H94V50H92ZM100 51V50H99ZM161 51V50H160ZM244 51V50H243ZM54 52V51H53ZM75 52H76V50H75ZM96 52V51H95ZM98 52V51H97ZM96 52V53H97ZM101 52H103L102 50H101ZM15 53V52H14ZM13 52H12V54H14ZM24 53V52H23ZM43 53H44V51H43ZM43 53H41V54H43ZM51 53V52H50ZM57 53V52H56ZM60 53V52H59ZM77 53V52H76ZM75 53V54H76ZM85 53V52H84ZM99 53V52H98ZM114 53V52H113ZM116 53V52H115ZM114 53V54H115ZM159 53V51L156 49L155 51H154V54L155 55H157ZM1 54V53H0ZM3 54V53H2ZM6 54V53H5ZM26 54V53H25ZM45 54V53H44ZM54 54H55V52H54ZM65 54V53H64ZM67 54H69V53H67ZM79 54V53H78ZM111 54V53H110ZM112 55V56H110V58H109V60L108 61H110V59L112 60L111 62L115 65V66H118L119 65V62H120V64H122V62H121V59H123V58H121V56H122V54H125L124 53V50L123 51H119L118 53H116L115 55ZM174 54H177V52L176 51H174V49H173V55ZM181 54H183V53H181ZM195 54H197V52H195ZM8 55V54H7ZM10 55V54H9ZM8 55V56H9ZM22 55V54H21ZM27 55V54H26ZM29 55H30V53H29ZM94 55V54H93ZM100 55V54H99ZM169 55V54H168ZM178 55H180L179 54V52H178ZM184 55V54H183ZM37 55H36V53H32V57L35 59L33 62H37V60H36V58L38 57H36ZM43 56V55H42ZM46 56V55H45ZM72 56V55H71ZM87 56V55H86ZM101 56V55H100ZM103 56V55H102ZM107 56H109V54L107 55ZM123 56H125V55H123ZM157 56H159V55H157ZM176 56V55H175ZM181 56V55H180ZM180 56H178V57H180ZM5 57V56H4ZM14 57H15V54H14ZM20 57H22V56H20ZM27 57H28V55H27ZM64 57H65V55H64ZM73 57V56H72ZM81 57V56H80ZM85 57V56H84ZM99 57V56H98ZM183 57V56H182ZM6 58V57H5ZM8 58V57H7ZM10 58H12L11 56H10ZM18 58V57H17ZM23 58V57H22ZM29 58V57H28ZM46 58H47V56H46ZM54 58V57H53ZM62 58V57H61ZM68 58V57H67ZM75 58H77V57H75ZM83 58V57H82ZM85 58H88V56L87 57H85ZM89 58H93V57H89ZM108 58V57H107ZM169 58H172V57H169ZM27 58L25 57V60H26ZM38 59V58H37ZM55 59H57V58H55ZM64 59H66V58H64ZM70 59V58H69ZM73 59H74V57H73ZM4 60V59H3ZM22 60V59H21ZM60 60V59H59ZM67 60V59H66ZM79 60V59H78ZM97 60V59H96ZM119 60V61H118ZM5 61V60H4ZM3 61V62H4ZM50 61H52V60H50ZM64 61V60H63ZM63 61H61V62H63ZM68 61V60H67ZM85 61V60H84ZM95 61V60H94ZM158 61V58L157 59H155L154 60V62H151V63H149V65L151 66L150 67V69L148 68H144L143 70V77H142V79L144 80V83H143V85L142 86H140V87H145L144 86V84H149V85H151L152 84V81H153V79H152V76H148V75H146L147 73H150V72H154V73H163V71H166L165 69L167 68V70H168V67H166V68H164V69H161V68H158V67H156V65H157V62ZM3 62H2V64H3ZM20 62V61H19ZM29 62V61H28ZM32 61H30V63H31ZM43 62V61H42ZM56 62H59V61H56ZM72 62V61H71ZM80 62H82V61H80ZM106 62V61H105ZM8 63V62H7ZM9 63H10V61H9ZM21 63V62H20ZM72 63H74V62H72ZM84 63H86V62H84ZM89 63V62H88ZM87 63V64H88ZM2 64H0V65H2ZM6 64V63H5ZM18 64V63H17ZM42 64V63H41ZM56 64V63H55ZM59 64H60V62H59ZM64 64V63H63ZM65 64H66V62H65ZM79 64V63H78ZM93 64V63H92ZM168 63H166V65H167ZM30 65V64H29ZM32 65H34V64H32ZM32 65H30V66H32ZM35 65H36V63H35ZM52 65V64H51ZM54 65V64H53ZM57 65V64H56ZM62 65V64H61ZM60 65V66H61ZM89 65V64H88ZM105 65V64H104ZM108 65V64H107ZM147 65V64H146ZM166 65H164V66H166ZM169 65V64H168ZM5 66V65H4ZM3 66V67H4ZM21 66V65H20ZM27 66V65H26ZM37 66V65H36ZM63 66V65H62ZM73 66V65H72ZM90 66H93V65H90ZM100 66V65H99ZM98 66V67H99ZM102 66H103V64H102ZM113 66V65H112ZM111 66V67H112ZM163 66V67H164ZM14 67V66H13ZM54 67V66H53ZM58 67V66H57ZM70 67V66H69ZM75 67V66H74ZM79 67H80V65H79ZM94 67V66H93ZM96 67V66H95ZM106 67V66H105ZM108 67V66H107ZM110 67V68H111ZM146 67V66H145ZM162 67V66H161ZM8 68V67H7ZM34 68V67H33ZM39 68V67H38ZM51 68V67H50ZM62 68V67H61ZM60 68V69H61ZM73 68V67H72ZM85 68H86V64H85ZM92 68V67H91ZM113 68V70H114V66L112 67ZM1 69V68H0ZM3 69V68H2ZM15 69V68H14ZM31 69V68H30ZM40 69V68H39ZM49 69V68H48ZM52 69L53 70H55L54 68H51V71H52ZM93 69V68H92ZM100 68H98L96 71H91V73H90V71H89V74L88 75H86L85 76V81L84 80H78L76 83H75V81L76 80H72L73 82H74V87H75V85H77V88H76V90H75V88H74V92H76V93H81V92H83V91H87V92H89V91H91V89L93 88V87H96V86H100V85H102L103 84V79L101 80H99V78H100V76L99 77H97L96 76V74H99V73H101V70H99ZM104 69V68H103ZM36 70V69H35ZM58 70V69H57ZM76 70V69H75ZM111 70V69H110ZM1 71V70H0ZM5 71H6V69H5ZM14 71V70H13ZM33 71V70H32ZM39 71V70H38ZM48 71V70H47ZM59 71H62V70H58V72ZM66 71V70H65ZM86 71V70H85ZM104 71H105V69H104ZM118 71V70H117ZM7 72V71H6ZM5 72V73H6ZM112 72V71H111ZM115 72V71H114ZM12 73V72H11ZM17 73V72H16ZM54 73V72H53ZM105 73V72H104ZM107 73V72H106ZM108 73L110 74V72L108 71ZM7 74V73H6ZM6 74H4L5 75V77H6ZM27 74V73H26ZM50 75H51V73H49ZM64 74H65V72H64ZM68 73H66L65 74V76L67 75ZM75 74V73H74ZM102 74H103V72H102ZM238 74H239V69H238V71H236L235 73H233V74H231V76H227V78H228V83H229V86L231 87V86H233L235 83H236V79L238 78ZM8 75V74H7ZM36 75V74H35ZM53 75H55V74H53ZM80 75H81V73H80ZM85 75V74H84ZM111 75V74H110ZM46 76V75H45ZM75 76V75H74ZM105 76V75H104ZM244 76H247V81L248 82H250V83H255V82H258L260 79H258L257 78V76H259L258 74H255V70H251V71H247L246 72V74L244 75ZM3 77V76H2ZM7 77H9V76H7ZM7 77H6V79H7ZM11 77V76H10ZM15 77V76H14ZM26 77L27 76H25V79H26ZM30 77H32V76H30ZM57 77V76H56ZM73 77V76H72ZM71 77V78H72ZM102 77V76H101ZM261 77V76H260ZM43 78V77H42ZM41 78V79H42ZM46 78V77H45ZM44 78V79H45ZM164 78V77H163ZM3 79V78H2ZM9 79H11V78H9ZM13 79V78H12ZM32 80H33V82H32V84L34 85V86H37V85H39L40 84V82H41V80L39 79V78H37L36 76H33L32 78H31ZM38 79V80H37ZM79 79H81V77H79ZM94 79H96L95 81H94ZM97 79H98V81H97ZM105 79V78H104ZM21 80V79H20ZM20 80H18V81H20ZM55 80V79H54ZM4 81H5V79H4ZM3 81V82H4ZM44 81V80H43ZM45 81H48V80H45ZM50 81V80H49ZM156 81V80H155ZM1 82V81H0ZM7 83H9V81H6ZM15 82V81H14ZM26 82V81H25ZM54 82V81H53ZM10 83H12V82H10ZM24 83V82H23ZM30 83V82H29ZM104 83H106V82H104ZM13 85H14V83H12ZM48 84H49V82H48ZM50 84H51V82H50ZM71 84V83H70ZM162 84V83H161ZM159 85L157 88H153V86L151 87V86H149V87H147V89H149V91H147L146 92V94H148V96H144V97H146V108H147V110L145 111V113H144V115H142V117L141 118H139V120H142V118H144L143 119V121H142V124L145 126V127H142V129H144V130H146L147 131V133H146V140H151L152 142H154V144H155V148H156V150H152V153L153 154H158V149H157V147H160V145H162V147L164 148V150H166L167 152H168V154H169V156H166L165 157V159L167 160V164L168 165H172V164H175L176 162H177V160L178 159H180V158H183V157H185V158H190V157H192V156H194V154H196L197 153V151H199V150H201L203 147L202 146H200V145H192V143L191 142H189L188 144H184V145H182V146H180L179 148L177 147V146H175L173 143H174V141L176 140V137H178L179 139H181L182 141H183V137H182V132L181 133H179L178 135L176 134V132H174L172 129H171V127L172 128H174V130L176 131V129H175V126H174V124H176L175 123V120L177 119V116H174L173 114V116L174 117H169L167 114L164 116L163 114H162V111H164L165 112V110H166V108H168V106H169V104H167V103H164V102H162V99L163 98H166V99H169V100H171L170 98V95H171V93H172V89H164L165 87H166V85H164L163 87H161L162 85ZM1 85V84H0ZM9 85V84H8ZM29 85V84H28ZM43 85H44V83H43ZM119 85V84H118ZM2 86V85H1ZM16 86H18V85H16ZM49 86V85H48ZM69 86V85H68ZM4 87V86H3ZM8 87V86H7ZM22 88V87H21ZM37 88V87H36ZM39 88H40V86H39ZM51 88V87H50ZM72 88V86L70 87V89ZM263 88V87H262ZM261 88V89H262ZM17 89V88H16ZM23 89V88H22ZM38 89V88H37ZM49 89V88H48ZM95 89V88H94ZM164 89V90H163ZM7 90V89H6ZM9 90V89H8ZM15 90V89H14ZM30 90H31V88H30ZM36 90V89H35ZM40 92H42V91H45L46 92V88H44V87H42V88H40V89H38ZM37 90V91H38ZM50 90V89H49ZM52 90V89H51ZM66 90L67 89H65V94H66ZM101 90V89H100ZM124 90V89H123ZM163 90V91H162ZM4 91V90H3ZM13 91V90H12ZM17 91V90H16ZM21 91V90H20ZM20 91H19V93H20ZM33 91H34V89H33ZM37 91H35V92H37ZM48 91V90H47ZM99 91V90H98ZM118 91V90H117ZM151 91V92H150ZM160 91H162V92H160ZM1 92H2V90H1ZM7 92V91H6ZM9 93H11L10 91H8ZM7 92V93H8ZM24 92V91H23ZM34 92V93H35ZM119 92V91H118ZM121 92V91H120ZM160 92V93H159ZM216 92V91H215ZM4 93V92H3ZM52 93V92H51ZM62 93V92H61ZM69 93V92H68ZM100 93V92H99ZM153 93H157V94H154L153 95ZM13 94H14V92H13ZM18 94V93H17ZM28 94V93H27ZM32 94V93H31ZM31 94H29V95H31ZM64 94V95H65ZM72 94V93H71ZM83 94V93H82ZM96 94V93H95ZM94 94V95H95ZM102 94V93H101ZM117 94V93H116ZM247 94H250V95H248V96H251L252 95V100L253 99H255V97L256 96H263L264 95V93H261L259 90L258 91H248L247 92ZM4 95H5V93H4ZM20 95H21V93H20ZM62 95V94H61ZM69 95V94H68ZM153 95V96H152ZM221 97L223 98V100H220L219 101V99H216V101L217 102H210L211 104L213 103L214 105H216L217 106V103L219 104V108L220 107H222L223 108V106L229 101V99H230V97H229V95H228V93H226V91H222L221 92ZM6 96V95H5ZM15 96V95H14ZM25 97H26V95H24ZM59 96V95H58ZM78 96V95H77ZM96 96V95H95ZM102 96V95H101ZM101 96H100V98H101ZM120 96V95H119ZM218 96V95H217ZM13 97V96H12ZM22 97V96H21ZM30 97V96H29ZM52 97V96H51ZM55 97H57V96H55ZM65 97V96H64ZM69 97V100L72 98V97H70V96H68ZM79 97V96H78ZM84 97V96H83ZM86 97V96H85ZM85 97H84V100H85ZM89 97V96H88ZM94 97V96H93ZM13 98H15V97H13ZM28 98V97H27ZM33 98V97H32ZM38 98V97H37ZM61 98H62V96H61ZM214 98V97H213ZM261 98V97H260ZM3 99V98H2ZM31 99V98H30ZM34 99V98H33ZM56 99L57 98H55V101H56ZM63 99V98H62ZM66 100H68L67 98H65ZM75 99V98H74ZM93 99V98H92ZM1 100V99H0ZM6 100V99H5ZM8 100V99H7ZM11 100H12V98H11ZM16 100V99H15ZM25 100V99H24ZM27 100V99H26ZM47 100H49V98L48 99H46V100H44V98H43V102L44 101H46V102H48ZM54 100V99H53ZM68 100V101H69ZM38 101V100H37ZM64 101V100H63ZM76 101H79L78 99L76 100ZM13 102H14V100H13ZM17 102V101H16ZM27 102V101H26ZM71 102V101H70ZM69 102V103H70ZM94 102V101H93ZM92 102V103H93ZM99 102V101H98ZM101 102V101H100ZM99 102V103H100ZM110 102H111V100H110ZM109 102V103H110ZM2 103V102H1ZM4 103V102H3ZM41 103V102H40ZM39 103V104H40ZM66 103H68L67 101H66ZM78 103V102H77ZM81 103V102H80ZM86 103V102H85ZM84 103V104H85ZM88 103V102H87ZM91 103V102H90ZM105 103H107V102H105ZM10 104V103H9ZM14 104V103H13ZM12 104V105H13ZM21 104V103H20ZM23 104V103H22ZM24 104H26V103H24ZM32 104H34V102L32 103ZM45 104H48V103H45ZM44 104V105H45ZM61 104V103H60ZM62 104L63 105H65V103H63L62 102ZM83 103H82V105H84ZM89 104V103H88ZM87 104V105H88ZM96 104V103H95ZM103 104V103H102ZM101 104V105H102ZM112 104H114L113 103V101H112ZM117 104V103H116ZM116 104H114V105H116ZM4 105V104H3ZM11 105V104H10ZM16 105V104H15ZM18 105V104H17ZM43 105V106H44ZM70 105V104H69ZM74 105V104H73ZM72 105V106H73ZM79 105V104H78ZM100 105V106H101ZM14 106V105H13ZM22 106H24V105H22ZM27 106V105H26ZM29 106V105H28ZM31 106V105H30ZM91 106V105H90ZM102 106H104V105H102ZM108 106V105H107ZM117 106V105H116ZM262 106V108H259V111H260V113H264V103L261 105ZM3 107V106H2ZM5 107V106H4ZM18 107H20V106H18ZM65 107V106H64ZM75 107V106H74ZM77 107V106H76ZM79 107V106H78ZM95 108H96V106H94ZM120 107V106H119ZM37 108V107H36ZM40 109L42 108V107H39ZM90 108V107H89ZM97 108H101V107H97ZM96 108V109H97ZM122 108V107H121ZM184 109V107L180 104L179 106H178V109H179V111H181V109ZM4 109V108H3ZM6 109H8V108H6ZM15 109H17V108H15ZM107 109H108V107H107ZM120 109V108H119ZM150 109H153V110H150ZM182 109V110H183ZM209 109H210V106H209ZM5 110V109H4ZM3 110V111H4ZM22 110V109H21ZM36 110V109H35ZM45 110H47V109H45ZM59 110V109H58ZM62 110V109H61ZM65 110V109H64ZM63 110V111H64ZM100 110V109H99ZM98 110V111H99ZM103 110V109H102ZM101 110V111H102ZM112 110H114V109H112ZM116 110V109H115ZM122 110V109H121ZM120 110V111H121ZM7 111V110H6ZM12 111H13V109H12ZM18 111V110H17ZM29 111V110H28ZM34 111V110H33ZM39 111H42V110H39ZM73 111V110H72ZM90 111V110H89ZM11 112V111H10ZM14 112V111H13ZM12 112V113H13ZM20 112V111H19ZM91 112V111H90ZM110 112V111H109ZM115 112V111H114ZM258 112V111H257ZM8 113H9V111H8ZM60 113V112H59ZM73 113V112H72ZM77 113V112H76ZM75 113V114H76ZM93 113V112H92ZM100 113V112H99ZM122 113V112H121ZM178 113V112H177ZM193 113V112H192ZM2 114V113H1ZM4 114H5V112H4ZM27 113H25V115H26ZM44 114V113H43ZM61 114H63V112L61 113ZM82 114V113H81ZM84 114V113H83ZM108 114V113H107ZM137 114V113H136ZM135 114V115H136ZM138 114H140V113H138ZM154 114V115H153ZM176 114V113H175ZM3 115V114H2ZM24 115V114H23ZM40 115V114H39ZM45 115V114H44ZM51 115V114H50ZM59 115V114H58ZM113 115V114H112ZM117 115H118V113H117ZM120 115V114H119ZM134 115V116H135ZM178 115V114H177ZM212 111H210V112H208V114L205 116V118H204V125L206 126V128H210V129H212L213 130V137H216V136H218L219 135V132H220V130L222 129V128H225V126H224V124H226V122L224 121V120H216L215 118H213L212 116ZM47 116H48V114H47ZM65 116V115H64ZM70 116V115H69ZM98 116V115H97ZM114 116V115H113ZM120 116H123V114L122 115H120ZM158 116V117H157ZM230 116V115H229ZM233 116V115H232ZM1 117V116H0ZM8 117V116H7ZM95 116L93 115V118H94ZM112 117V116H111ZM110 117V118H111ZM124 117V116H123ZM122 117V118H123ZM2 118V117H1ZM6 118V117H5ZM4 118V119H5ZM10 118V117H9ZM15 118H17V117H15ZM26 118H29V117H26ZM39 118V117H38ZM42 118V117H41ZM47 118V117H46ZM66 118V117H65ZM71 118V117H70ZM89 118V117H88ZM118 118V117H117ZM11 119H13V118H11ZM18 119V118H17ZM20 119V118H19ZM30 119V118H29ZM28 119V120H29ZM37 119V118H36ZM43 119V118H42ZM54 119V118H53ZM68 119V118H67ZM83 119V118H82ZM81 119V120H82ZM96 118H94V120H95ZM105 119V118H104ZM237 119V118H236ZM1 120V119H0ZM21 120V119H20ZM26 120V119H25ZM31 120V119H30ZM49 120H50V117H49ZM71 120V119H70ZM75 120V119H74ZM79 120V119H78ZM78 120H76V121H78ZM92 121H94L93 119H91ZM97 120V119H96ZM113 120V119H112ZM122 120V119H121ZM241 120V119H240ZM4 121H6V120H4ZM10 121V120H9ZM12 121H15V119L14 120H12ZM39 121H40V118H39ZM38 121V123H40ZM60 121V120H59ZM72 121V120H71ZM83 121H85L84 119H83ZM111 121V120H110ZM123 121V120H122ZM7 122V121H6ZM30 122V121H29ZM51 122V121H50ZM52 122H53V120H52ZM62 121H60V123H61ZM66 122V121H65ZM95 122V121H94ZM93 122V123H94ZM97 122V121H96ZM111 122H114V120L113 121H111ZM23 123V122H22ZM31 123H33V122H31ZM55 123V122H54ZM53 123V124H54ZM59 123V125H61ZM75 123V122H74ZM79 123V122H78ZM89 123H90V121H89ZM107 123V122H106ZM118 123V122H117ZM119 123H121V122H119ZM201 123V122H200ZM199 123V124H200ZM15 124V123H14ZM18 124V123H17ZM25 124V123H24ZM27 124V123H26ZM33 124H35V122L33 123ZM46 124H47V122H46ZM77 124V123H76ZM0 125H1V122H0ZM3 125V127L2 128H4V127H6V126H4V124H2ZM23 125V124H22ZM32 125V124H31ZM52 125V124H51ZM67 125V124H66ZM78 125V124H77ZM82 125V124H81ZM89 125V124H88ZM100 125V124H99ZM134 125V124H133ZM14 126V125H13ZM20 126V125H19ZM18 126V127H19ZM29 127H31L30 125H28ZM32 126H34V125H32ZM36 126V125H35ZM40 126H41V124H40ZM44 126V125H43ZM49 126V125H48ZM56 126H58V124L56 125ZM72 126V125H71ZM79 126H80V124H79ZM96 126V125H95ZM104 126H105V124H104ZM103 126V127H104ZM254 126H256L255 128L257 129V135L253 138L254 140H255V142L257 143V145H258V147L254 150V155L256 154V156L258 157V160H263L264 159V126H262V125H253V127ZM11 127H12V125H11ZM15 127V126H14ZM13 127V128H14ZM26 127V126H25ZM24 127V128H25ZM46 127V126H45ZM51 127V126H50ZM49 127V128H50ZM63 127H65V126H63ZM87 127V126H86ZM102 127V128H103ZM136 126H133L132 127V125H130V126H128V127H126L125 128V126H124V122H123V124H118L116 127H114L113 129H114V134L117 132V134L119 133L120 134V132H123V131H125V132H123V133H125V134H123V136H125V137H127V129H129V130H131V129H133V128H135ZM1 128V127H0ZM12 128V129H13ZM20 128V127H19ZM22 128V127H21ZM41 128H43V127H41ZM80 128V127H79ZM78 128V129H79ZM82 128V127H81ZM80 128V129H81ZM92 128V127H91ZM96 128V127H95ZM112 128V127H111ZM53 129H55L54 130V133H56V135L55 136H57L58 134H59V132L56 130V128H54L53 127ZM52 129V130H53ZM77 129V128H76ZM86 129V128H85ZM109 129V128H108ZM166 129H168L169 131H171L172 133H169V134H174L175 135V137H173V136H171L170 137V140H171V142H169L168 144H166L165 143V138H166V136H167V134L165 133H163L164 131L163 130H166ZM226 129L228 130V131H230V129H231V131H232V133H236V134H244V133H248L249 134V137L251 136V135H253L255 132H256V130L254 129V128H248L247 130H244V129H241L240 127H226ZM1 130V129H0ZM6 129L4 128V131H5ZM14 130V129H13ZM13 130H11V131H13ZM30 130V129H29ZM29 130H28V128H27V131L29 132ZM46 130V129H45ZM49 130V129H48ZM48 130H46V131H48ZM51 130V129H50ZM51 130V131H52ZM61 130V129H60ZM59 130V131H60ZM90 130V129H89ZM103 130H105V129H103ZM110 130V129H109ZM112 130V129H111ZM10 131V130H9ZM16 131V130H15ZM15 131H13V133H15ZM31 131V130H30ZM50 131V132H51ZM57 131V132H56ZM64 131H66V130H64ZM72 131V130H71ZM81 131V130H80ZM79 131V132H80ZM83 131V130H82ZM88 131V130H87ZM97 130H94V133L96 132ZM113 131V130H112ZM17 132V131H16ZM53 132V131H52ZM51 132V133H52ZM73 132V131H72ZM77 132V131H76ZM98 132V131H97ZM20 133V132H19ZM19 133H16L18 136H20L19 135ZM53 133V134H54ZM58 133V134H57ZM83 133V132H82ZM89 133H91V132H89ZM99 133V132H98ZM101 133V132H100ZM99 133V134H100ZM103 133V132H102ZM106 133H108V134H113V132H106ZM106 133H104V134H106ZM163 133V134H162ZM62 135H63V132L61 133ZM61 134H59L58 136H60ZM73 134V133H72ZM92 134V133H91ZM91 134L89 135V134H87L86 133V135H88V136H91ZM96 134V133H95ZM107 134V135H108ZM122 134V133H121ZM14 135V134H13ZM65 135H66V133H65ZM68 135H70L69 133H68ZM75 135V134H74ZM73 135V136H74ZM78 135V134H77ZM79 135H81V134H79ZM85 135V134H84ZM94 135V134H93ZM93 135H92V137H93ZM116 135V134H115ZM64 136V135H63ZM72 136V135H71ZM119 136V135H118ZM15 137H17V136H15ZM65 137V136H64ZM82 137V136H81ZM87 137V136H86ZM106 136L104 135V138H105ZM7 138V137H6ZM20 138V137H19ZM25 138V137H24ZM27 138V137H26ZM61 138H62V136H61ZM67 138H69V137H67ZM71 138V137H70ZM91 138V137H90ZM97 138V137H96ZM100 138V137H99ZM98 138V139H99ZM110 138V137H109ZM121 138V137H120ZM218 138V137H217ZM9 139V138H8ZM62 139H64V138H62ZM80 139V138H79ZM83 139V138H82ZM93 139V138H92ZM95 139V138H94ZM115 139V138H114ZM14 140V139H13ZM64 140H68V139H66V137H65V139ZM72 139H70V141H71ZM81 140V139H80ZM103 140H105V139H103ZM108 140V139H107ZM117 140V139H116ZM122 140H123V138H122ZM253 140V141H254ZM18 141V140H17ZM76 141V140H75ZM79 140H77V142H78ZM92 141V140H91ZM173 141V142H172ZM10 142V141H9ZM52 142V141H51ZM68 142V141H67ZM77 142H76V144H77ZM80 142H82L83 143V141H79V143ZM88 142V141H87ZM87 142H85V143H87ZM94 142V141H93ZM102 142V141H101ZM124 142V141H123ZM16 143V142H15ZM20 143V142H19ZM73 144H75V142H72ZM85 143H83V145H85ZM114 143H117L116 141L114 142ZM255 143V144H256ZM1 144V143H0ZM9 144V143H8ZM53 144V143H52ZM93 144H95V143H93ZM97 144V143H96ZM111 144V143H110ZM117 144H119V143H117ZM116 144V145H117ZM121 144V143H120ZM104 145H106V143L104 144ZM124 145V144H123ZM126 146L124 147V148H122V146H121V155H122V158L124 159L125 158V156H126V154H128L127 155V158H129L130 157V153H132V154H134L135 156H133L134 157V159H135V161L136 162H139V163H142V162H144L148 157H149V155H150V153H148V152H150V151H148V150H144L143 148H141V147H138V148H136L134 145H128L130 148H128L127 147V143L125 144ZM5 146V145H4ZM48 146V145H47ZM54 146V145H53ZM70 146V145H69ZM73 146V145H72ZM80 146H81V144H80ZM91 146V145H90ZM95 146V145H94ZM109 146V145H108ZM119 146V145H118ZM117 146V147H118ZM1 147V146H0ZM3 147V146H2ZM7 147H8V145H7ZM19 147V146H18ZM49 147H51V146H49ZM47 148V149H51V148ZM75 147V146H74ZM78 147V146H77ZM81 147H83V146H81ZM85 147V146H84ZM83 147V148H84ZM89 147V146H88ZM96 147V146H95ZM110 147V146H109ZM116 147V148H117ZM255 147H256V145H255ZM254 147V148H255ZM73 148V147H72ZM80 148V147H79ZM97 148V147H96ZM96 148H95V151H96ZM106 148H107V145H106ZM111 148V147H110ZM120 148V147H119ZM154 148V149H155ZM7 148L5 147V149H3V150H6ZM11 149V148H10ZM20 149V148H19ZM92 149V148H91ZM90 149V150H91ZM98 149V148H97ZM101 149V148H100ZM108 149V148H107ZM204 149V148H203ZM0 150L2 151V149L0 148ZM21 151L23 150V149H20ZM41 150V149H40ZM76 150V149H75ZM88 150V149H87ZM86 150V151H87ZM103 150H105V149H102V151ZM125 150H128V152H126L125 153ZM13 151V150H12ZM80 151V150H79ZM99 151V150H98ZM101 151V150H100ZM109 151H111V150H109ZM116 151V150H115ZM11 152V151H10ZM39 152V151H38ZM43 152V151H42ZM70 152H72L71 150H70ZM76 152V151H75ZM88 152V151H87ZM97 152V151H96ZM104 152H106V154H107V151H104ZM12 154H13V152H11ZM10 153V154H11ZM90 153H91V151H90ZM99 153V152H98ZM103 153V152H102ZM102 153H101V155H102ZM124 153V154H123ZM9 154V153H8ZM23 154V153H22ZM43 154H45L44 152H43ZM42 154V155H43ZM72 154H74L75 155V153L73 152ZM97 153H95V155H96ZM103 154H105V153H103ZM18 156L20 155V153L19 154H17ZM16 155V156H17ZM77 155V154H76ZM79 155V154H78ZM84 155V154H83ZM89 155H91V154H89ZM92 155L94 156V152L92 153ZM91 155V156H92ZM99 155V154H98ZM100 155V156H101ZM251 155V154H250ZM253 155V154H252ZM8 156V155H7ZM15 156V157H16ZM17 156V157H18ZM26 156H27V154H26ZM70 156V155H69ZM105 156V155H104ZM9 157H10V155H9ZM12 157V156H11ZM20 157V156H19ZM24 157H25V155H24ZM23 157V158H24ZM40 157V156H39ZM71 157V156H70ZM85 157V156H84ZM84 157H82V158H84ZM88 157V156H87ZM108 157H109V155H108ZM113 157V156H112ZM6 158V157H5ZM4 158V159H5ZM8 158V157H7ZM22 158V157H21ZM20 158V159H21ZM74 158V157H73ZM76 158V157H75ZM99 158V157H98ZM97 158V159H98ZM106 158V157H105ZM111 158V157H110ZM178 158V159H177ZM254 158V157H253ZM13 159H14V157H13ZM69 159V158H68ZM89 159V158H88ZM102 159H103V156H102ZM118 159V158H117ZM117 159L115 160L116 162H117ZM7 160V159H6ZM38 160V159H37ZM74 160H76V159H74ZM83 160V159H82ZM85 160V159H84ZM83 160V161H84ZM150 160V159H149ZM251 160V159H250ZM9 161H10V159H9ZM66 161H67V159H66ZM77 161V160H76ZM82 161V162H83ZM107 161V160H106ZM123 160L122 159H119L118 160V163L117 164H119V162H120V166L119 167H121V165H124V162H122ZM152 161V160H151ZM16 162H17V160H16ZM51 162V161H50ZM71 162H74V161H71ZM81 162V163H82ZM94 162V161H93ZM109 162V161H108ZM149 162V161H148ZM20 162H18L17 163V165H20V166H22L21 164H19ZM29 163V162H28ZM33 163L35 164V162L33 161ZM37 163H38V161H37ZM39 163H42V162H39ZM66 163V162H65ZM95 163H97L98 165H101L103 168L106 166H103L102 165V163L100 164L98 161L97 162H95ZM110 163V162H109ZM149 163H151V162H149ZM16 164V163H15ZM25 164H27V163H24V166H25ZM43 164V163H42ZM50 164V163H49ZM70 164V163H69ZM77 164V163H76ZM89 164H91V163H89ZM108 164V163H107ZM116 164V163H115ZM251 164V163H250ZM259 164V163H258ZM13 165H14V163H13ZM28 165V164H27ZM30 165V164H29ZM38 166L40 165V164H37ZM153 165V164H152ZM248 165V164H247ZM15 166V165H14ZM20 166H18V168L20 167ZM31 166V165H30ZM38 166H36V167H38ZM65 166V165H64ZM63 166V167H64ZM71 166V165H70ZM100 166V167H101ZM108 166V165H107ZM246 166V165H245ZM253 166H255V165H253ZM12 167V166H11ZM23 167V166H22ZM21 167V168H22ZM26 167L27 166H25V169H26ZM29 167V166H28ZM27 167V168H28ZM42 167V166H41ZM44 167V166H43ZM49 167V166H48ZM66 168H68V169H72L73 167H71V168H69L67 165L65 166ZM101 167V168H102ZM145 166H143V168H144ZM153 167V166H152ZM31 168V167H30ZM29 168V169H30ZM33 168V167H32ZM31 168V169H32ZM39 168V167H38ZM45 168H47V166L45 167ZM93 168V166L92 167H90V169H92ZM97 168V167H96ZM95 168V171L97 170ZM149 169L151 168L150 166L148 167ZM252 168V167H251ZM35 169V168H34ZM49 168H47V170H48ZM99 169V168H98ZM105 169V168H104ZM148 169V170H149ZM152 169V168H151ZM263 169V168H262ZM261 169V170H262ZM10 170V169H9ZM40 170V169H39ZM74 170V169H73ZM94 170V169H93ZM93 170H91V172L93 171ZM103 170V169H102ZM21 171V170H20ZM24 170H22V172H23ZM49 171V170H48ZM79 170L77 169V172H78ZM87 171V170H86ZM86 171H84V172H86ZM151 171V170H150ZM17 172V171H16ZM32 172H33V170H32ZM42 172V171H41ZM44 172V171H43ZM76 172V171H75ZM90 172V171H89ZM94 172V171H93ZM92 172V174H95V173H93ZM107 172H108V174H106L105 172V174H97V175H94V176H92L91 177V182H93L94 184H96V186H98L97 187V189L95 190V192H93L94 193V201H96V202H98L97 204L100 206V207H102L103 206V208H104V206H109V205H113V207H116V205L118 204V203H116V201L113 199V197H112V195L110 196V193L111 192H113V191H111V189H119V188H117L119 185L118 184H122L121 183V179L120 178H118V176L120 175V174H118V170L116 169V167L115 166H111V167H109L108 169H107ZM253 172V171H252ZM19 173V172H18ZM27 173V172H26ZM33 173H35V172H33ZM40 172H38V174H39ZM79 173V172H78ZM77 173V174H78ZM97 173H99V172H97ZM15 174V173H14ZM20 174V173H19ZM25 174V173H24ZM32 174V173H31ZM43 174V173H42ZM45 174V173H44ZM83 174V173H82ZM23 175V174H22ZM49 175V174H48ZM85 175V174H84ZM90 175V174H89ZM15 176V175H14ZM13 175H12V177H14ZM16 176H18V174L16 175ZM46 176V175H45ZM52 176V175H51ZM77 176V175H76ZM6 177V176H5ZM11 177V176H10ZM20 177V176H19ZM23 177V176H22ZM49 177H50V175H49ZM84 178H85V176H83ZM90 177V176H89ZM89 177L87 176V178L89 179ZM121 177V176H120ZM18 178V177H17ZM16 178V179H17ZM39 178V177H38ZM123 178V177H122ZM6 179V178H5ZM132 179V178H131ZM11 180V179H10ZM49 180V179H48ZM123 181H126V183H128L129 182V180H128V178H126L125 177V179H122ZM7 181V180H6ZM51 181H53V180H51ZM90 181V180H89ZM119 181H120V183H119ZM133 181V180H132ZM134 181H136V180H134ZM133 181V182H134ZM4 182V181H3ZM2 181H1V183H3ZM24 182V181H23ZM26 182V181H25ZM29 182H30V180H29ZM14 183V182H13ZM13 183H10L11 185H13ZM20 183V182H19ZM18 183V184H19ZM49 183V182H48ZM47 183V184H48ZM51 183H53V182H51ZM50 183V184H51ZM8 185H9V183H7ZM24 184V183H23ZM46 184V185H47ZM59 184V183H58ZM130 184V183H129ZM4 185V184H3ZM7 185V188L9 187ZM10 185V186H11ZM24 185H26V183L24 184ZM43 185V184H42ZM76 185V184H75ZM2 186V185H1ZM6 186V185H5ZM21 186L23 187V185L21 184ZM58 186V185H57ZM56 186V187H57ZM92 185H90V187H91ZM121 186V185H120ZM20 187V186H19ZM26 187V186H25ZM38 187V186H37ZM36 187V188H37ZM43 187V186H42ZM6 188V187H5ZM4 188V189H5ZM6 188V189H7ZM16 188V187H15ZM15 188H10V189H14L15 190ZM21 188V187H20ZM63 188V187H62ZM9 189V190H10ZM66 189V188H65ZM137 189V188H136ZM62 190V189H61ZM108 190H110L109 192V194H107L106 192H108ZM7 191V190H6ZM6 191H5V194H6ZM11 191V190H10ZM9 191V192H10ZM20 191V190H19ZM22 191V190H21ZM64 191V190H63ZM74 191V190H73ZM76 191V190H75ZM89 191V190H88ZM127 191V190H126ZM138 191V190H137ZM12 192V191H11ZM34 192V191H33ZM38 192V191H37ZM37 192H36V194H37ZM40 192V191H39ZM38 192V193H39ZM42 192H43V190H42ZM41 192V193H42ZM44 192L48 195L47 197H46V201L47 202H51V204H52V202H54V198L56 197V198H58L59 196H61L60 194L61 193H59L58 191H56V189L55 188H53V187H51L50 186V188H46V190H44ZM61 192V191H60ZM130 192V191H129ZM51 193H54V196H49ZM67 193V192H66ZM76 193V192H75ZM87 193V192H86ZM92 193V192H91ZM1 194H2V192L0 193V197H1ZM12 194V193H11ZM35 194V195H36ZM69 194H72V193H69ZM74 194V193H73ZM84 194V193H83ZM90 194V193H89ZM8 195V194H7ZM28 195H29V193H28ZM27 194H26V196H28ZM38 195V194H37ZM64 195V193L62 194V196ZM79 195V194H78ZM77 195V196H78ZM91 195V194H90ZM11 196V195H10ZM25 196V201H23V202H16V201H14L16 198H19V197H16L14 200H13V202H9V203H7L6 205H5V210H6V208H7V210H10L11 211V213L12 214H18V212L20 213V212H22L23 210H21L20 211V209H21V207L25 204V205H27L28 203H30V202H32V205H33V199H36V198H33L32 199V201H31V199H29V196L28 197H26ZM67 196H68V194H67ZM71 196V195H70ZM74 196H75V194H74ZM89 196V195H88ZM5 197V196H4ZM24 197V196H23ZM40 197H41V195H40ZM66 197V196H65ZM72 197V196H71ZM78 197H80V196H78ZM82 197V196H81ZM9 198V197H8ZM61 198V197H60ZM59 198V199H60ZM74 198V197H73ZM84 198V197H83ZM92 198V197H91ZM67 199H70V198H68L67 197ZM75 199V198H74ZM76 199H78V198H76ZM75 199V200H76ZM79 199H81V198H79ZM78 199V200H79ZM90 199V198H89ZM6 200H7V198H6ZM63 199H61V201H62ZM73 200V199H72ZM84 200H86V198L84 199ZM93 200V199H92ZM124 200H126V198L124 199ZM56 201V200H55ZM58 201V200H57ZM64 201V200H63ZM79 201H81V200H79ZM83 201V200H82ZM90 202H91V200H89ZM25 202V203H24ZM39 202H41V201H38L37 203H39ZM44 202V201H43ZM87 202V201H86ZM3 203V202H2ZM34 203H35V201H34ZM46 203V202H45ZM65 203H66V201H65ZM72 203H73V201H72ZM85 203V202H84ZM95 203V202H94ZM240 203V202H239ZM256 203V202H255ZM77 204V203H76ZM87 204H89V203H87ZM91 204V203H90ZM127 204H129V203H127ZM236 204V203H235ZM1 205V204H0ZM43 205V204H42ZM41 205V206H42ZM45 205V204H44ZM61 205V204H60ZM63 205V204H62ZM69 204H67V206H68ZM79 205V204H78ZM84 205V204H83ZM122 205H124L123 203H122ZM131 205V204H130ZM234 205V204H233ZM52 206V205H51ZM74 206V205H73ZM95 206V205H94ZM118 206H119V204H118ZM128 206V205H127ZM239 206V205H238ZM238 206H236V205H234L233 206V208L234 207H238ZM256 206V205H255ZM0 207H2V206H0ZM31 207V206H30ZM33 207H35V206H33ZM37 207H39V204H38V206ZM70 207V206H69ZM79 207V206H78ZM98 207V206H97ZM120 207V206H119ZM119 207H117V208H119ZM123 207V206H122ZM122 207H120V208H122ZM129 207V206H128ZM131 207H132V205H131ZM131 207H130V209H131ZM144 207V206H143ZM230 207V206H229ZM232 207V206H231ZM230 207V208H231ZM241 207V206H240ZM240 207H238L239 209H240ZM243 207V206H242ZM54 208V207H53ZM53 208H50V209H53ZM61 208V207H60ZM75 208H76V206H75ZM120 208H119V210H120ZM127 208V207H126ZM125 208V209H126ZM141 208V207H140ZM232 208V209H233ZM238 208H237V210H238ZM252 208H254V207H252ZM17 209H18V211H17ZM26 209V208H25ZM28 209H29V207H28ZM35 209V208H34ZM49 209V211H51ZM64 209V208H63ZM72 209V208H71ZM85 209V208H84ZM128 209V208H127ZM256 209V208H255ZM255 209H254V211H253V213H252V215H254L253 217L256 219V215H257V217H258V219L260 218V216L262 217V214L260 215V209H259V215H258V212H257V209H256V211H255ZM30 210V209H29ZM33 210V209H32ZM53 210H57L56 209V207L53 209ZM52 210V211H53ZM80 211V209L78 208L77 209V211ZM86 210V209H85ZM84 210V211H85ZM107 210H108V208H107ZM118 210V209H117ZM118 210V211H119ZM137 210V209H136ZM140 210H142V209H140ZM230 210V209H229ZM233 210H235V209H233ZM28 211V210H27ZM36 211V210H35ZM35 211H34V213H35ZM40 211V210H39ZM47 211V210H46ZM77 211H74L75 213L77 212ZM92 211V210H91ZM94 211V210H93ZM109 211V210H108ZM236 211V210H235ZM2 212V211H1ZM30 212V211H29ZM43 212H45V211H43ZM56 212V211H55ZM60 212V211H59ZM58 212V213H59ZM71 212H73V211H71ZM122 212V214H124V212L123 211H121ZM120 212V213H121ZM126 212V211H125ZM129 212V211H128ZM134 212H135V210H134ZM227 212V211H226ZM225 212V213H226ZM263 212V211H262ZM2 213H4V212H2ZM27 213V212H26ZM32 213V212H31ZM46 213V212H45ZM62 213V212H61ZM60 213V214H61ZM67 213V212H66ZM69 213V212H68ZM77 213H79V212H77ZM81 213V212H80ZM86 213H87V211H86ZM90 213H92V212H90ZM89 212L87 213V215H88V217H89V219L92 221H94L95 219L94 218H97V217H95L96 216V212L94 213L93 212V214H95V215H92V214H90ZM119 213V212H118ZM231 214L233 213V212H230ZM1 214V213H0ZM8 214H10V213H8ZM42 214V213H41ZM48 214H49V212H48ZM57 214V213H56ZM63 214H65V213H63ZM62 214V215H63ZM82 214H83V211H82ZM98 214V213H97ZM100 214V213H99ZM122 214H119V216L121 217L122 216ZM133 214H135V213H132V215ZM227 214V213H226ZM27 215V214H26ZM44 215V214H43ZM102 217H103V214H100ZM99 215V216H100ZM106 215V214H105ZM109 215V214H108ZM126 215V214H125ZM131 215V214H130ZM223 215H225V214H223ZM222 215V216H223ZM229 215V214H228ZM252 215H250L251 217H252ZM8 216V215H7ZM10 216V215H9ZM18 216V215H17ZM37 216V215H36ZM35 216V217H36ZM42 216V215H41ZM134 216H137L136 214L134 215ZM249 216V217H250ZM21 217V216H20ZM24 217V216H23ZM29 217V216H28ZM44 217V216H43ZM60 217V216H59ZM79 217V216H78ZM77 217V218H78ZM105 217H107V216H105ZM124 215H123V219H124ZM128 217V216H127ZM140 217V216H139ZM224 217V216H223ZM225 217H227L226 215H225ZM229 217V216H228ZM247 217V216H246ZM246 217H244V216H242V218H244V219H246ZM2 218V217H1ZM12 218V217H11ZM27 218V217H26ZM64 218V217H63ZM70 218H72V217H70ZM80 218V217H79ZM99 218V217H98ZM131 218V217H130ZM136 218H138V217H136ZM241 218V217H240ZM17 219H18V217H17ZM28 219V218H27ZM54 219V218H53ZM52 219V220H53ZM61 219V218H60ZM59 219V220H60ZM67 219V218H66ZM82 219H83V217H82ZM123 219H122V217H121V221H123ZM238 219V218H237ZM250 219V218H249ZM2 220V219H1ZM9 220V219H8ZM12 220V219H11ZM29 220V219H28ZM33 220V219H32ZM36 220V219H35ZM69 221H70V219H68ZM71 220H73V219H71ZM84 220V219H83ZM87 220V219H86ZM223 220H225L224 218H223ZM247 220V219H246ZM254 220V219H253ZM4 221H5V219H4ZM12 221H14V220H12ZM12 221H11V223H12ZM18 221V220H17ZM51 221V220H50ZM66 221V220H65ZM82 221V220H81ZM105 221V220H104ZM239 221H242V220H238V222ZM258 222L260 221L261 222V219L260 220H257ZM256 220H255V222H257ZM264 221V220H263ZM14 222H16V221H14ZM38 222V221H37ZM56 222H58V221H56ZM59 222H61V221H59ZM58 222V223H59ZM75 222V221H74ZM77 222V221H76ZM82 222H85L86 223V221L84 220V221H82ZM99 222V221H98ZM102 222V221H101ZM237 222V223H238ZM250 222V221H249ZM258 222H257V224H258ZM9 223V222H8ZM41 223V222H40ZM44 223H46V222H44ZM63 223V222H62ZM64 223H66V222H64ZM63 223V224H64ZM81 223V222H80ZM100 223V222H99ZM126 223H128V222H126ZM133 223V222H132ZM131 223V224H132ZM241 223V222H240ZM245 223V222H244ZM246 223H247V221H246ZM264 223V222H263ZM2 224V227H4L5 225H3V224H5V223H3V222H0V225ZM15 224V223H14ZM17 224V223H16ZM42 224V223H41ZM52 224V223H51ZM62 224V225H63ZM69 224H71V222L69 223ZM76 224V223H75ZM84 224V223H83ZM101 224V223H100ZM103 225H105L104 223H102ZM129 224V223H128ZM127 224V225H128ZM130 224V225H131ZM134 224V223H133ZM253 224V223H252ZM256 224V223H255ZM260 224V223H259ZM262 224V223H261ZM19 225V224H18ZM46 225H48V224H46ZM57 225V224H56ZM61 225V224H60ZM73 225V224H72ZM80 225V224H79ZM84 225H87V224H84ZM126 225V226H127ZM247 225V224H246ZM245 225V226H246ZM251 225V224H250ZM7 226V225H6ZM20 226V225H19ZM52 226V225H51ZM65 226H67V225H65ZM64 226V227H65ZM70 226V225H69ZM69 226H67V230H68V227ZM91 226V225H90ZM102 226V225H101ZM132 226V225H131ZM142 226V225H141ZM248 226V225H247ZM21 227H23V226H21ZM28 227V226H27ZM35 227V226H34ZM33 227V228H34ZM55 227V226H54ZM74 226H70V228H73ZM78 227V226H77ZM106 227V226H105ZM238 227V226H237ZM236 227V228H237ZM255 227V226H254ZM258 227V226H257ZM9 228V227H8ZM14 228V227H13ZM19 228V227H18ZM17 228V229H18ZM31 228V227H30ZM47 228V227H46ZM51 228H53V227H51ZM50 228V229H51ZM63 228V227H62ZM80 228H81V226H80ZM102 228V227H101ZM129 228V227H128ZM228 229H229V227H227ZM235 227L234 226H231V229H234ZM244 228V227H243ZM249 228V227H248ZM2 229V228H1ZM16 229V228H15ZM16 229V230H17ZM21 229V228H20ZM19 229V230H20ZM32 229V228H31ZM39 229V228H38ZM49 229V228H48ZM49 229V230H50ZM61 229V228H60ZM65 229V228H64ZM77 228H75V230H76ZM79 229V228H78ZM82 229V228H81ZM81 229H80V232H81ZM85 228H83V230H84ZM103 229H107V228H103ZM102 229V231H104L105 232V230H103ZM110 229V228H109ZM112 229V228H111ZM110 229V230H111ZM121 229V228H120ZM238 229V228H237ZM237 229L235 230V231H237ZM245 229V228H244ZM254 229V228H253ZM264 229V228H263ZM6 230V229H5ZM23 232H26L25 230H26V228L25 229H21ZM36 230V229H35ZM34 230V231H35ZM85 230H87V229H85ZM126 230V229H125ZM248 230V229H247ZM250 231H251V229H249ZM254 230H257V229H254ZM253 230V231H254ZM38 231V230H37ZM41 231V230H40ZM39 231V232H40ZM88 232H89V230H87ZM86 231V232H87ZM109 231V230H108ZM108 231H106V232H108ZM231 231V230H230ZM243 231H246V230H243ZM7 232V231H6ZM29 232H30V230H29ZM46 232V231H45ZM60 232V231H59ZM67 232V231H66ZM79 231H77V232H75V233H78ZM78 233V234H81V233ZM83 232H85V231H83ZM82 232V233H83ZM85 232V233H86ZM87 232V233H88ZM129 232H130V230H129ZM223 232H225V231H223ZM256 232V231H255ZM254 232V233H255ZM263 231H261L260 233H262ZM2 233V232H1ZM20 233V231L18 232V234ZM22 233V232H21ZM27 233V232H26ZM31 233H33V231L31 232ZM31 233H29V234H31ZM68 233H70V232H68ZM127 233H128V231H127ZM132 234L134 233V232H131ZM231 233V232H230ZM12 234V233H11ZM23 234V233H22ZM37 234V233H36ZM40 234V233H39ZM44 234V233H43ZM54 234V233H53ZM65 234V233H64ZM63 234V235H64ZM73 234H74V232H73ZM72 234V235H73ZM105 234V233H104ZM110 233H108V235H109ZM130 234V233H129ZM136 234V233H135ZM244 234V233H243ZM241 232H239V233H237V234H235V235H233V234H228L227 232H226V234H224V236L221 238L222 240L220 241V243H219V245H217V247L215 248V250H217V251H220V253H227V254H233V253H237V252H242L243 250H242V247L240 248V245L241 244H239V243H241L242 242V245H243V242L245 241V240H247V241H249L250 242V240H254L255 238H257V237H259V235L260 234H256L255 233V235H251V233H250V235L249 234H247L248 236H246L245 234L243 235ZM262 234H264V233H262ZM7 235V234H6ZM9 235V234H8ZM21 235V234H20ZM24 235V234H23ZM26 235H28V234H26ZM45 235V234H44ZM56 235H57V233H56ZM111 235H112V233H111ZM127 235V234H126ZM131 235V234H130ZM223 235V234H222ZM12 236V235H11ZM31 236H34V235H31ZM30 236V237H31ZM36 236V235H35ZM34 236V237H35ZM59 236V235H58ZM61 236V235H60ZM64 236H66V235H64ZM91 237H92V239H91V243L94 241V238L95 237H93L92 235H90ZM264 236V235H263ZM6 236H4V238H5ZM9 237V236H8ZM15 238L16 237H18V236H14ZM23 237V236H22ZM29 237V236H28ZM37 237V236H36ZM44 237V236H43ZM47 237V236H46ZM50 237V236H49ZM57 237V236H56ZM72 236H70V238H71ZM90 237V238H91ZM112 237V236H111ZM126 237V236H125ZM132 237L134 238V236L132 235ZM135 237H137V235L135 236ZM138 237H140V236H138ZM26 238V237H25ZM55 238V237H54ZM53 238V239H54ZM57 238H59V237H57ZM69 238V237H68ZM127 238V237H126ZM146 238H148V237H146ZM145 237L144 238H142L141 237V239H145V240H147ZM264 238V237H263ZM1 239V238H0ZM21 239H23V238H21ZM31 240V238H28V240ZM42 239V238H41ZM72 239V238H71ZM113 239H115V238H113ZM124 239V238H123ZM150 239V238H149ZM258 239V238H257ZM16 240V239H15ZM37 238H36V240H34V241H36L37 242ZM39 240H40V237H39ZM38 240V241H39ZM48 240V239H47ZM49 240H50V238H49ZM108 240H111V238L110 239H108ZM118 239H116V241H117ZM126 240V239H125ZM132 240V239H131ZM139 240H140V238H139ZM3 241V240H2ZM1 241V242H2ZM34 241H33V243H34ZM44 241V240H43ZM51 241H52V239H51ZM58 241V240H57ZM68 241H70V239L68 240ZM95 241H96V238H95ZM99 241H101V240H99ZM112 241V240H111ZM119 241V240H118ZM122 241H124V240H122ZM130 241V240H129ZM142 243H143V241L142 240H140ZM153 240H151V242H152ZM246 241V242H247ZM261 241V240H260ZM259 241V242H260ZM46 242V241H45ZM63 242V241H62ZM61 242V243H62ZM64 242H65V240H64ZM104 242V241H103ZM106 242V241H105ZM114 242V241H113ZM133 242V241H132ZM131 242V243H132ZM136 242V241H135ZM134 242V243H135ZM151 242H150V245H151ZM256 242H258V241H256ZM255 242V243H256ZM263 242V241H262ZM8 243V242H7ZM47 243V242H46ZM68 243V242H67ZM72 243V242H71ZM90 243V244H91ZM99 243H101V242H99ZM107 243V242H106ZM111 243V242H110ZM115 243V242H114ZM129 243V242H128ZM137 243V242H136ZM145 243V242H144ZM147 243V242H146ZM149 243V242H148ZM147 243V244H148ZM153 243V242H152ZM155 243V242H154ZM254 243V244H255ZM60 244V243H59ZM89 244V245H90ZM102 244V243H101ZM103 244H105V243H103ZM123 244V243H122ZM138 244V243H137ZM244 244H245V242H244ZM27 245V244H26ZM32 245V244H31ZM36 245V244H35ZM37 245H41V243L40 244H37ZM43 245V244H42ZM67 245V244H66ZM83 246H84V244H82ZM107 245V244H106ZM112 245V244H111ZM118 245V244H117ZM131 245V244H130ZM140 245V244H139ZM142 245V247H143V244H141ZM145 245V244H144ZM1 246H2V244H1ZM5 245L3 244V247H4ZM11 246V245H10ZM44 246V245H43ZM69 246V245H68ZM74 246H75V244H74ZM99 246V245H98ZM103 246V245H102ZM105 246V245H104ZM122 246H124V245H122ZM127 246H129V245H127ZM243 246H246V244L245 245H243ZM248 246V245H247ZM14 247H15V245H14ZM23 247V246H22ZM35 247V246H34ZM71 247H72V244H71ZM85 247L87 248V246L85 245ZM90 247V246H89ZM101 247V246H100ZM100 247H98V248H100ZM106 247V246H105ZM111 247H113V246H111ZM121 247V246H120ZM132 247V246H131ZM130 247V248H131ZM140 247V246H139ZM147 247V246H146ZM213 247V246H212ZM211 247V248H212ZM19 248V247H18ZM73 248H75V247H72V249ZM81 247H78L77 249H80ZM84 247H82L80 250H82ZM104 248V247H103ZM110 248V247H109ZM124 248V247H123ZM133 248V247H132ZM135 249H136V247H134ZM141 248V247H140ZM143 248H145V247H143ZM142 248V249H143ZM148 248H149V246H148ZM252 248V247H251ZM4 249H6V248H4ZM9 249V248H8ZM17 249V248H16ZM24 249V248H23ZM41 249H43V248H41ZM46 249V248H45ZM51 249V248H50ZM74 250L73 252H75V251H78V250ZM85 249V248H84ZM89 249V248H88ZM106 249V248H105ZM113 249H115V247L113 248ZM117 249H119V251H121V249L120 248H118L117 247ZM134 249V250H135ZM150 249H151V247H150ZM35 250H36V248H35ZM40 250V249H39ZM49 250V249H48ZM87 250V249H86ZM86 250L85 251H83V252H81V254L80 255H78V254H76V252L74 253V254H70V256L68 255V257H69V261L71 262V264H75L74 262H75V260H81L80 261V263L81 264H91V263H96V262H98V260L97 261H94V258H96V257H98L99 255L101 256V254L103 253L102 252V250H101V254H96L95 256H93V258L91 257L92 255H87V253H85L86 252ZM111 251H112V249H110ZM110 250H109V252H110ZM133 250V251H134ZM148 250V249H147ZM242 250V251H241ZM1 251V250H0ZM12 251V250H11ZM20 251V250H19ZM28 251V250H27ZM40 251H42V250H40ZM39 251V252H40ZM54 251H55V249H54ZM58 251H61V249L59 250V249H57L56 248V252H58ZM90 251V250H89ZM92 251V250H91ZM94 251V250H93ZM97 251V250H96ZM100 251V250H99ZM118 251V252H119ZM127 251V250H126ZM133 251H131L132 253H135V251L133 252ZM136 251H138V249H136ZM245 251V250H244ZM2 252H4V251H2ZM6 252V251H5ZM13 252V251H12ZM29 252V251H28ZM34 252V251H33ZM69 252H71V249L69 250ZM109 252H107V253H109ZM113 253H114V251H112ZM116 252V251H115ZM117 252V253H118ZM131 252H126V253H131ZM143 252V251H142ZM1 253V252H0ZM23 253V252H22ZM43 253H44V255H46L47 254V256H48V253H47V250H46V252L45 251H43ZM46 253V254H45ZM51 253V252H50ZM68 253V252H67ZM78 253V252H77ZM97 253V252H96ZM117 253H115V254H117ZM214 253V252H213ZM27 254V253H26ZM35 254V253H34ZM37 254V253H36ZM42 254V253H41ZM64 254H65V251H62V252H60V255H62L63 257H64ZM92 254V253H91ZM120 254H122V253H119V255ZM137 254V253H136ZM204 254V253H203ZM211 254V253H210ZM245 254V253H244ZM246 254H256L257 256H258V259H257V261L255 260L254 262H253V264H262V263H264V244H261V245H259V246H256V247H253L252 249H250L249 248V250H247L246 251ZM4 255V254H3ZM2 255V256H3ZM6 255H7V253H6ZM23 255H25V253L23 254ZM22 255V256H23ZM29 255H30V252H29ZM33 255V254H32ZM58 255V254H57ZM109 255V254H108ZM118 255V256H119ZM135 255V254H134ZM218 255H220V254H218ZM31 256V255H30ZM35 256V255H34ZM43 256V255H42ZM46 256V257H47ZM53 256V255H52ZM55 256V255H54ZM107 256V255H106ZM125 256V255H124ZM127 256V255H126ZM143 256V258H144V255H142ZM145 256H147L146 254H145ZM209 256V255H208ZM222 256H224V255H222ZM242 256H244V255H242ZM254 256V255H253ZM11 257V256H10ZM25 257V256H24ZM102 257V256H101ZM110 257V256H109ZM112 257V256H111ZM212 257H213V259H216L217 257H215V256H213L212 255ZM232 257V256H231ZM237 257V256H236ZM6 257L4 256V259H5ZM8 258V257H7ZM29 258V257H28ZM33 258V257H32ZM36 258V257H35ZM38 258V257H37ZM36 258V259H37ZM54 258V257H53ZM61 258V257H60ZM81 258V259H80ZM107 258V257H106ZM105 258V259H106ZM114 257H112L111 259H113ZM116 258H118L117 256H116ZM133 258V257H132ZM142 258V259H143ZM223 258V257H222ZM234 258V257H233ZM243 258V257H242ZM251 257H249V259H250ZM1 259V258H0ZM3 259V260H4ZM14 259V258H13ZM12 259V260H13ZM17 259V258H16ZM30 259V258H29ZM35 259V261H37ZM40 259V258H39ZM67 259V258H66ZM100 259H102V258H100ZM108 259H110V258H108ZM142 259H140L139 258V261L140 260H142ZM221 259V258H220ZM238 259H240V258H238ZM255 258H253V260H254ZM6 260V259H5ZM8 260V259H7ZM10 260V259H9ZM20 261H21V257H20V259H19ZM18 260V261H19ZM42 260V259H41ZM41 260H38V261H41ZM43 260H45L44 258H43ZM42 260V261H43ZM60 260V259H59ZM64 260V259H63ZM67 260V261H68ZM91 260H93V261H91ZM119 260L120 261H122L124 264H125V262L127 263V262H130L129 260H130V258L129 257H119ZM146 260V259H145ZM156 260V259H155ZM217 260V259H216ZM222 260V259H221ZM244 260V259H243ZM34 261V260H33ZM61 261V260H60ZM108 262H109V260H107ZM106 260H104V264L107 262ZM134 261H136V260H134ZM142 261H144V260H142ZM147 262H149L148 260H146ZM227 263H228V261H227V258H226V260H225ZM241 261V260H240ZM245 261V260H244ZM55 262H59V261H56V258H55ZM54 262V263H55ZM101 262V261H100ZM146 262V263H147ZM212 262H215V261H212ZM216 262H218V261H216ZM236 261H234V263H235ZM237 262H239V260L237 261ZM11 263V262H10ZM19 263V262H18ZM40 263V262H39ZM101 263H103V262H101ZM132 263V262H131ZM134 263H136V262H134ZM139 263H141V262H139ZM210 263V262H209ZM241 263V262H240ZM243 263V262H242ZM246 263V262H245ZM6 264V263H5ZM9 264V263H8ZM13 264V263H12ZM26 264V263H25ZM36 264H37V262H36ZM42 264V263H41ZM45 264V263H44ZM57 264V263H56ZM60 264H62V262L60 263ZM66 264V263H65ZM78 264V263H77ZM120 264V263H119ZM130 264V263H129ZM211 264V263H210ZM220 264H224L223 263V261L221 262L220 261ZM250 264V263H249ZM252 264V263H251Z\"/></svg>","mask_w":264,"mask_h":264}]
</instances>
